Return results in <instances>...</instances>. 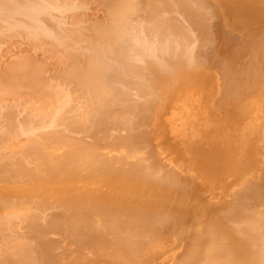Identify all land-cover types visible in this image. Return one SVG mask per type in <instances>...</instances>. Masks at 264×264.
<instances>
[{
  "label": "rangeland",
  "instance_id": "374dc122",
  "mask_svg": "<svg viewBox=\"0 0 264 264\" xmlns=\"http://www.w3.org/2000/svg\"><path fill=\"white\" fill-rule=\"evenodd\" d=\"M59 1V0H58ZM66 3V4H70L71 5V3H72V7H73V4L74 5H76V6H74L73 8H71V9H68L69 11H67V10H64L63 12H59L58 13V11H54V10H52L53 12L52 13H54V16H55V20H53L52 18V20L51 19H49L50 17H47L46 16V18H48V22H47V24L50 26V28L53 30V31H55L56 29V31H55V33L57 34V36L59 37V39H60V43H58V42H56L54 39H52V38H49V37H47L48 35H43V36H38V38L40 37V39H38V38H36V37H28V36H23V32L22 31H24V29L22 30V31H20V29L21 28H17V30H16V28H13L12 29V27L11 28H9V27H6V25H3L4 23L2 22V24L0 25V159H3V157H4V165L6 164L7 165V163H5L6 161H7V159H6V161H5V157L6 158H9V155L10 156H12L13 155V157L17 154L16 152H17V150L18 149H23L24 148V146H25V144H24V142L26 141V139H29V135L30 134H32V133H30V130L28 131V128L30 127V125L31 124H29V126L28 127H26L27 126V124H25V123H23V124H25V125H22V128L20 127L21 126V124H20V126H19V129H22V130H24V129H26V131L24 132L25 133V135H28L27 133H30L28 136H24V133H22V131H19V132H16V131H18V127H17V125H19V123H21L20 121H22V120H24L23 119V117L24 118H26V115H27V117H28V119L30 118V119H33V117H35V119H36V121L39 123V121L41 120V113H43V115L44 116H46L45 117V119L46 118H48V122L50 121V118H51V114L50 113H46L45 112V110H48L49 109V112H57V111H53L52 110V108H54V106L56 107V106H61V107H59L60 108V110L59 109H57V110H59L58 111V113L60 112L61 114L60 115H62L63 116V114H65L66 112L68 113L69 112V110L70 111H72L71 112V114L68 116V114L67 115H65L66 117L68 116V118L69 119H71L70 121L68 120V118H67V120H66V122H71L72 123V125H73V130H74V128H78L79 130H80V128L82 129V130H80L81 132L83 131V133H84V130H85V128H87V126L85 125L86 123H84L85 121H86V118L87 117H89L88 118V120L86 121V122H88L91 118L90 117H92V115H93V117H92V120L94 119L95 120V118H100L99 120H100V123H101V121H103V120H101V117L104 119V114H105V112H102V106H101V109H98V111L96 112L97 114H96V116H94V113L91 111L92 110V108H91V106H92V103H94L95 105H97V104H99V105H101L100 103L102 102L101 101V98L99 99V98H97V99H99L101 102H99L98 103V101H95V100H92V99H94L93 98V96L94 95H96V94H99L100 96L99 97H101V95L102 94H100V93H98V91H101V89H98V84L95 86V84H94V88H96V89H94L93 91H92V93H90V89H89V91H88V89H87V85H86V80H84V79H81L83 82L85 81V85L82 83V85H81V82H77V81H80V79H78L79 77H77V76H79L80 74H84V70H82V69H84L85 68V70L87 71V73H88V71H90L91 73H92V75H94V79H96V81H94V82H98L97 81V79L99 78V81H101L100 83H103L104 81H105V79L107 80V81H105L103 84H105V85H103V84H100V85H102V87H104L105 89H106V91L108 90V88L109 87H114L115 89H118V87H120V89L122 90H124V89H128V88H130L129 89V91L127 92V91H125L127 94H125V95H127V97L130 99L131 97H133L134 96V94L136 93H133V90L134 91H138V93H139V91H141L140 93H142L141 95H139V97H137V98H141L142 99V97L143 96H145L146 97V99H148V100H146L145 101V98L143 99V101H145L144 103H147V106H148V104L150 105V106H146V105H144V103H143V101H142V104H141V106H142V112L141 111H134L133 109H135L134 107H133V109H130V108H128V110L130 109V110H132V112H133V115H134V117H135V119L133 120L132 118H134V117H132V116H128V115H126L127 114V112L128 111H125L126 112V114H125V112H123L122 111V113H123V115L121 114L120 115V113H116V119H115V123H118V121L121 123V133H119L118 132V127H117V129H110V128H112L114 125H111L110 124V128H109V124L107 125V123H109V122H107V123H105V125H107V126H105V127H103V125H102V127H101V129L100 130H103V133H105L106 131H104V129L107 127V132H109V134L107 133V135L105 134V135H103V134H99V133H97V135L99 136V139L98 140H100V141H98V140H96V141H98V144L99 145H101V147H100V149L98 148V149H96V150H94V151H97V152H99L100 154L102 153V152H104V158H102L103 157V154H102V157L101 156H97V155H95L94 157H91L90 156V149H91V146L89 147V149H87L88 151H90V152H88V156H87V154L86 155H84V156H86V158H88V159H82V161H80L81 162V164H83V166L81 167L80 166V168L79 167H77V166H79L80 165V163H76V164H78V165H76V167H77V169H75V171H76V174L73 176V179L71 180V181H73V183H71V184H73V186H71L72 188H73V190L72 191H66L67 193H65V191H59V190H61V189H64V188H67V187H64V188H62V187H59V186H56V190H54V186H55V184L53 185V187L52 188H49L48 186L46 187V186H44L43 187V191H42V187H40L41 188V190H40V188H39V186H36V187H34V184H30L32 181L34 182V183H36L37 181H38V179L40 180V178L42 177V176H38V178L36 177L35 179H34V177H33V179H32V177L30 178V179H28V177H26V179L23 177V178H21V179H19V177L18 176H11L10 175V177H8V179L6 178H4L5 176H7L5 173H3V174H5V176L3 175V177H0L1 179H0V181L2 182H4V180H2V178H4L6 181H5V184H10V186L12 185V183L11 182H13V180L16 182L17 181V179H16V177H18V182L20 183V184H23V182H25V183H28V184H30V185H28V184H26L28 187L25 189V191L23 192V190L24 189H22V188H19V183L17 182V183H14L13 182V184L14 185H12V187H10L11 189L13 188L14 190L12 191L10 188L8 189H5V190H3V189H0V228L2 227V230L0 229V264H130V262H132V261H125V254H124V252H123V250H122V247L123 246H127L128 244H127V242L131 239L134 243H133V245L135 244V242H136V245L138 244V241H139V238L137 239V237H135V238H131V236H133V234H134V236H137V234H139L138 236H140V234H142L141 233V231H140V233H139V230L140 229H138V231H137V229L136 228H138V226L136 225L137 224V222L139 223V221L137 220V221H135L136 220V217L135 216H140L141 214H144L142 211H144V210H147V208L148 207H150V205H151V201H150V199L152 200L153 199V196L152 195H148V194H151V193H149V192H146V191H143V189L144 188H146V190H148L147 188H149L151 185L156 189L157 188V186H156V184H158V186H159V188H160V185H159V182H158V176H161L162 174H164L165 175V172L167 171L166 169V171L164 170V168H168V166L170 167L171 166V171H172V168L173 169H175L176 171H172V174H174V173H176V174H181V176H182V170L180 171V167L178 168V166H179V163H177L176 162V160H175V155H174V152L175 151H172L171 149H172V146L170 147V143H171V145H172V141H171V139L168 141V139L170 138V136H169V134H167L168 132H166V129H165V126H164V121L162 122V117H164V115L162 114V116H161V112L159 111V110H156L155 108H157L158 109V107H156V106H158L157 104H155L156 102L158 103L159 101H160V99L162 98H164V99H167L168 97H170V96H172L173 95V97H170V98H175V100H177L178 101V103L180 104V110L182 111V114L184 113V115H186V116H188V114H190V113H192V115H193V113H196L197 115H201L202 113L203 114H207V116L208 117H210L212 120L213 119H219V120H221V121H224L225 122V124L227 125V127H228V132H227V135L228 136H230L231 135V138H232V135H234V136H239V134L237 133H235L236 131H235V129H241V130H244V126H238V125H236V122L238 121V123H240V124H242V122L244 123V121L246 122V121H248V124L251 126L250 127V129L252 130L251 132L254 134V133H260V131L258 132V128L260 129V126H258V127H256V128H252V127H254V126H257L259 123H261L262 122V120H264V116H263V114H262V112H258L257 113V115L259 114L260 115V119H259V116H255L254 115V113H255V110H253L252 112H253V116L252 115H250V114H247V108L249 109V105L251 106L250 108H259V107H261V106H258V105H263V103H264V101H263V95L262 96H260V93L261 92H263L264 93V70H262V69H264V17H262V20H261V22L259 23V24H257V26H258V29L256 30V31H253V33L255 34V32H256V36L252 33V32H250V30L248 31V28H246V26H244V27H241L240 28V31H229V34H228V31H226V37L227 36H230V34H231V36L229 37V41H228V39L226 38V37H222L223 35H222V33L223 32H221V29H220V25H219V22H218V19L217 18H210V15H212V14H210L209 12H207L208 10L206 9V6H204V5H202V4H200L199 3V5L197 4V6H195L196 7V10L198 11H196L195 10V13L197 12V13H199V15H201L200 16V19H199V15L196 13V14H194V15H191L189 12H186L187 14L189 13V17H188V15H184V16H186V17H188L189 19H190V17H196L198 20H200V21H202L203 22V20H206L207 21V23H206V21H204V24H207V28H208V25L210 26L209 28H210V32L208 33L209 34V36H206L205 38L202 36L203 35V33H204V31H205V29L206 28H204V30H203V33L202 32H200V31H198L199 29H197L196 27H195V25L198 23V21L196 22V18H193L194 19V21L196 22V24L194 25V23H192L193 25H194V27L191 25V27L189 26V22H186L187 20H184V16H182L180 13H176V9H174V11L171 9V11L172 12H174V13H172L171 11H169V12H167V13H165L166 14V18H168L169 19V23H170V27H169V31L171 32V35L173 36L174 34H176V33H174L173 31H172V23L173 22H176V23H178V25H180V26H182V28H183V26L185 27L184 29H186L187 28V30L188 31H186L185 30V32H187L188 33V37H187V39L188 40H186L187 42H189L190 43V41H191V38L192 39H194V37H196L195 35H197V37L198 38H195L194 40H193V45L192 44H189L188 46H190V47H188V48H190V49H192L193 47H194V45H195V47L192 49V51H193V56H194V58H193V60L191 59V60H189V61H187L185 64H183L184 63V61H186V60H183V58L180 56V54H179V56H176V57H173L174 58V60L171 58V62H173L171 65L172 66H174L175 64L177 65V66H179L178 64H181V66H179V67H173L172 69L173 70H171V71H167L166 70V68H165V65L163 66V72H164V74H166L167 76H165L164 77V74L162 73V76L160 75L161 73H156L157 74V76L156 77H153V78H155L156 79V81H155V85H153L155 88H153V86H152V82L154 81V79H149V78H151V74L149 75L148 74V72H150V71H148L149 69H151L152 70V72H153V69L152 68H149V69H142V70H138V72H140V77H141V79L140 80H138V79H135L134 78V80L132 81V79H133V77H132V75L131 76H127V78L128 79H131L130 81H132V82H130V83H132L131 84V86L130 85H128V83H127V85H126V83L124 84V85H122V83H120V81H122L121 80V76L119 77V76H117L118 74H117V72L118 71H114L115 70V68H114V64L112 63V60L111 59H109V61L111 60V63L112 64H110V66L109 67H112L113 69H111L110 70V68H109V70H108V67L106 68V67H103L104 69H106V70H104L102 67V70H94V71H92V68H90V66L92 65H90L88 68L87 67H84V66H87L88 65V63H90V60H88L87 61V64L85 65V63H86V61H85V55L82 53V52H84L85 54H87V53H89V54H87L88 56H89V59H93L91 56L93 55V53H94V51H92V44H93V39H94V37L93 38H91L92 36L91 35H88V34H92V33H94L95 31H96V28H94V32H93V30L91 29L92 28V26H94V25H92V24H89V23H94V21L96 22L97 21V25L99 26V21L102 19V21L104 20V21H106V20H110L109 18H108V16L106 17V15H107V13H109V12H106V11H108L110 8H108L107 7V4H106V6H104L105 4L101 1V0H60L59 2H62V3H64V2ZM188 1H190V3L192 2L191 0H188ZM198 1V0H197ZM197 1H195V0H193V3H192V6H194L195 4H194V2H197ZM71 2V3H70ZM200 2V1H199ZM101 3L103 4V5H101ZM190 3H188V5L190 4ZM202 3H204L203 2V0H202ZM117 4H119L120 5V3H117ZM171 4H172V2H171ZM194 4V5H193ZM236 4V3H235ZM110 5V4H109ZM112 5H115V3L114 4H111V7H115V6H112ZM191 5V4H190ZM201 5L202 6H204L205 7V9H204V7H202L201 8ZM102 6H104V7H102ZM199 6H200V8H199ZM105 7H106V10H105ZM117 7V6H116ZM119 7V6H118ZM175 7V6H174ZM189 8V7H188ZM72 9H73V11H72ZM100 9V10H99ZM112 9V8H111ZM192 9V7H190V10ZM105 10V11H104ZM193 10V9H192ZM201 10V11H200ZM202 10H204V11H202ZM188 11V10H187ZM194 11V10H193ZM202 12V14H203V16H202V14H200V12ZM117 12V11H116ZM116 12H112V15H114ZM128 12V11H127ZM126 12V14H128ZM171 12V13H170ZM209 13L208 15H206V13ZM121 14H119V15H124V13H125V11H122V12H120ZM160 13V12H159ZM162 14L164 13V12H161ZM194 13V12H193ZM157 14V13H156ZM161 14V15H162ZM165 14H163V15H165ZM180 14V15H179ZM71 15V16H70ZM111 14H110V17L112 16ZM116 15V14H115ZM159 15V14H158ZM161 15L159 16V18L161 17ZM172 15V16H171ZM191 15V16H190ZM125 16V15H124ZM198 16V17H197ZM206 16V17H205ZM58 17V18H57ZM98 17V18H97ZM115 17V16H114ZM173 17V18H172ZM202 17V18H201ZM214 17V16H213ZM118 18V17H117ZM117 18H115L116 20H118L119 18H122V17H119L118 19ZM158 18V20H162L163 21V19L161 18V19H159ZM56 19H58V20H56ZM174 21H173V20ZM178 19V20H177ZM183 19V20H182ZM188 19V20H189ZM60 20V23L59 24H57L56 25V21H59ZM64 20V21H63ZM89 20V21H88ZM112 20V23H113V19H111ZM145 20V19H144ZM1 21H4V20H1L0 19V23H1ZM55 21V22H54ZM66 21V22H65ZM79 21V22H78ZM81 21V22H80ZM102 21H100V22H102ZM107 21V22H108ZM119 21H121V20H119ZM142 21V20H141ZM190 21V20H189ZM191 21H192V19H191ZM199 21V22H200ZM69 24H68V23ZM110 22V21H109ZM114 22H116L115 20H114ZM160 22V21H159ZM181 22V23H180ZM6 23H7V25H8V22L6 21ZM5 23V24H6ZM77 23V24H76ZM105 23V22H104ZM121 23H122V21H121ZM124 23V22H123ZM176 23H175V25H176ZM188 23V24H187ZM74 24V25H73ZM76 24V25H75ZM101 25L100 26H104L105 24H103V22L102 23H100ZM110 23H107V25H109ZM147 23H145V25H146ZM199 24V23H198ZM203 24V25H204ZM70 25V26H69ZM92 25V26H91ZM107 25H105L104 27H105V32H107L106 31V29L108 28V27H106ZM115 25V24H114ZM119 25V24H118ZM123 25V24H122ZM121 24L119 25V26H122ZM175 25H173V26H175ZM188 25V26H187ZM201 25V24H200ZM59 28H58V27ZM90 26V27H89ZM97 26V28H99V29H102V28H100V26L98 27ZM102 26V27H103ZM147 26H148V24H147ZM179 26V27H180ZM196 26H198V25H196ZM202 26V25H201ZM200 26V27H201ZM257 26H253V27H255V29H256V27ZM64 28V29H61V28ZM76 27V28H75ZM78 27V28H77ZM84 27V28H83ZM89 27V28H88ZM123 27H124V25H123ZM206 27V26H205ZM233 27V26H232ZM248 27V26H247ZM263 27V28H262ZM68 28V29H67ZM109 28H110V25H109ZM116 28H118L117 26H116ZM125 29H127L126 27H124ZM175 28H177V27H175ZM174 27H173V29H175ZM181 28V29H182ZM193 29V31L191 30V29ZM196 28V29H195ZM209 28H208V31H209ZM246 28V30L248 31H246L245 30V33H243V35L241 34V32L243 31L242 29H245ZM2 29V30H1ZM5 29V30H4ZM50 29V30H51ZM71 29V30H70ZM87 29H89V32H87ZM104 29V28H103ZM102 29V30H103ZM4 30V31H3ZM10 30H12V31H10ZM16 30V32L14 33V31ZM60 30V31H59ZM61 30H62V32H61ZM67 30H70V31H68L67 32ZM85 30H86V32H85ZM176 30V29H175ZM194 30H196L195 31V33H194ZM201 30V29H200ZM223 31H224V29H222ZM242 30V31H241ZM17 31H19V32H17ZM66 31V32H65ZM83 31V32H82ZM182 31V30H181ZM184 31V30H183ZM207 31V32H208ZM262 31V32H261ZM7 32V33H6ZM78 32H80V33H78ZM125 32V33H124ZM128 31H123L122 32V35H126V33H127ZM176 32V31H175ZM225 32V31H224ZM244 32V31H243ZM250 32V33H249ZM17 33L19 34V38H18V35H17ZM100 33H102V32H100ZM99 33V34H100ZM104 33V32H103ZM102 33V34H103ZM183 33V32H182ZM200 33L202 34V35H200ZM220 33V34H219ZM232 33H235L234 35L232 34ZM259 33H261V34H259ZM5 34V35H4ZM61 34V35H60ZM64 36H63V35ZM84 34V35H83ZM97 34V33H96ZM205 34H207V33H204V35ZM224 34V35H225ZM228 34V35H227ZM241 34V35H240ZM17 35V36H16ZM92 35H94L95 36V34H92ZM98 35V34H97ZM107 35H108V33H107ZM128 35V34H127ZM179 35V34H178ZM190 35L192 36V37H190ZM240 35V36H239ZM251 35H252V37H251ZM261 35V36H260ZM11 36V37H10ZM17 37V38H15V37ZM67 36H68V39H67ZM80 36V37H79ZM84 36H87V38L86 37H84ZM174 36H176V35H174ZM173 36V37H174ZM182 36V35H181ZM201 36V37H200ZM232 36H235V37H233V39L231 38ZM243 36V37H242ZM8 37V38H7ZM42 37H45V38H42ZM47 37V38H46ZM97 37V36H96ZM101 37V36H100ZM104 37V36H103ZM108 37H109V35H108ZM126 36H124V39L126 40V38H125ZM173 37H171V39H172V41L176 44V45H178L177 43L178 42H180L182 39H184L185 37H181V38H179L180 36H176L174 39H173ZM189 37H190V39H189ZM200 37V38H199ZM202 37L204 38L203 40H202ZM262 37V38H261ZM12 38V39H11ZM26 38H27V41H26ZM29 38L31 39V40H29ZM62 38V39H61ZM69 38H70V41H69ZM73 38V39H72ZM80 38H83V39H80ZM104 38H106V37H104ZM128 38V37H127ZM213 38V39H212ZM226 38V39H225ZM42 39V40H41ZM50 39H52V40H50ZM67 39V40H66ZM88 39H89V41H88ZM101 39H102V37H101ZM111 39V38H110ZM114 39V38H113ZM123 39V36H122V38H121V40ZM129 39V38H128ZM250 39H252V40H250ZM260 39V40H259ZM24 40V41H23ZM33 40V41H32ZM74 40V41H73ZM90 40H91V42H90ZM105 40H107V39H105ZM112 40V39H111ZM118 40V39H117ZM177 40V41H176ZM190 40V41H189ZM197 40V41H196ZM201 40V41H200ZM225 40H227V41H225ZM234 40H237V42H233ZM263 40V41H262ZM37 41V42H36ZM39 41V42H38ZM46 41V42H45ZM50 41V42H49ZM52 41V42H51ZM55 41V42H54ZM69 41V42H68ZM76 41V42H75ZM86 41V42H85ZM108 41H109V39H108ZM107 41V42H108ZM172 41H171V47L173 46V47H175L176 45L175 44H173L172 43ZM183 42H181L180 44V46H179V48L180 47H183L182 45L184 44V41H185V39L184 40H182ZM211 41V42H210ZM262 41V42H261ZM78 42V43H77ZM83 42V43H82ZM90 42V43H89ZM96 42H98V41H96ZM101 42V41H100ZM107 42H105V43H107ZM120 43H118V45H117V47H119L120 45L122 46H120L119 48H120V50L121 49H123V48H126L127 47V41H125L126 43H124V41H119ZM129 42V41H128ZM196 42V43H195ZM214 42V43H213ZM231 42V43H230ZM255 42V43H254ZM261 42V43H260ZM31 43V44H30ZM55 43V44H54ZM77 43V44H76ZM88 45V46H90L91 48H89L88 46V50H85L86 49V47H82V46H86V44ZM102 43V42H101ZM101 43H99V44H97V45H100ZM103 43H104V40H103ZM109 43V42H108ZM113 42L111 41V44H112ZM117 43V42H116ZM116 43H115V46H116ZM123 43H124V45H123ZM131 43V42H130ZM200 43V44H199ZM250 43H251V46H250ZM253 43V44H252ZM29 44V45H28ZM62 44V45H61ZM75 44V45H74ZM120 44V45H119ZM186 45L188 44V43H185ZM255 44V45H254ZM257 44V45H256ZM260 44H261V46L262 47H260ZM45 45H46V48H45ZM57 45V46H56ZM104 45V44H103ZM103 45H100V47H102ZM109 46H110V44H108ZM126 45V46H125ZM185 45V46H186ZM39 46V47H38ZM43 46V47H42ZM53 46V47H52ZM80 46V47H79ZM95 46H96V43H95ZM106 46V45H105ZM109 46H108V48H109ZM115 46H114V48H113V50L114 49H116L115 48ZM124 46V47H123ZM129 46V45H128ZM35 47H37V48H35ZM68 47V48H67ZM82 47V48H81ZM94 47V46H93ZM99 47V48H100ZM187 47V46H186ZM258 47V48H257ZM41 48V49H40ZM53 48V49H52ZM63 48V51L61 50ZM71 48V49H70ZM77 50H76V49ZM98 48V47H97ZM97 48H95V51L97 52L98 50H97ZM179 48H178V51H180L179 50ZM36 49V50H35ZM45 49V50H44ZM79 49H81V50H79ZM181 49V48H180ZM197 49V50H196ZM221 49V50H220ZM42 50H44V51H42ZM76 50V51H75ZM83 50V51H82ZM93 50H94V48H93ZM110 50V49H109ZM219 50V51H218ZM250 50V51H249ZM252 50V51H251ZM263 50V51H262ZM46 51H48V52H46ZM51 51V52H50ZM81 52V54H79L80 52ZM88 51V52H87ZM106 51H108L107 49H106ZM196 51H197V53H196ZM204 51V52H203ZM62 53L61 54V56H60V54H58V53ZM63 52H64V54H63ZM69 52V53H68ZM196 54H195V53ZM201 52V53H200ZM257 52V53H256ZM50 53V54H49ZM52 53V54H51ZM67 53H68V56H67ZM92 53V54H91ZM107 53V52H106ZM106 53H105V55H106ZM179 53V52H178ZM178 53H177V55H178ZM206 53V54H205ZM218 53V54H217ZM74 54V55H73ZM84 55V57H82L81 55ZM109 53H107V55H108ZM205 54V55H204ZM51 55V56H50ZM63 55V56H62ZM70 55V56H69ZM105 55H104V57H103V59L105 58ZM106 55V56H107ZM199 55H200V57H199ZM50 56V57H49ZM59 58H58V57ZM68 58H67V57ZM94 56V55H93ZM96 56V55H95ZM198 56V57H197ZM206 56V57H205ZM54 57V58H53ZM61 57V58H60ZM91 57V58H90ZM108 58L110 57V55L109 56H107ZM106 57V58H107ZM112 57V56H111ZM179 57V58H178ZM65 58V59H64ZM80 58V59H79ZM196 58V59H195ZM87 59H88V57H87ZM86 59V60H87ZM176 59V60H175ZM203 59V60H202ZM233 59V60H232ZM61 60L63 61V60H65V61H63V62H61ZM67 60V61H66ZM105 60V59H104ZM107 60V59H106ZM105 60V63H109V61L107 62ZM195 60V61H194ZM26 61V62H25ZM31 61V62H30ZM75 63L76 62V66L74 67H72L73 69L72 70H74L75 72H73V71H71V70H69V71H71V72H73V76H74V74L76 73V72H78L79 74H77V76H74V79H71V78H69L71 75H70V72H69V74L68 75H70L69 77H68V75H66V78H67V80H65V78H64V73H65V71L67 70V66H68V68H69V65H72V63L73 62ZM84 61V62H83ZM125 62L127 61V59H125L124 60ZM124 61H123V63L121 62V64H125V65H128V61H127V64L126 63H124ZM130 61H131V59H130ZM129 61V62H130ZM176 63H175V62ZM178 61H180V63H178ZM190 61H193L195 64H193V62H190ZM31 64H30V63ZM91 62H92V60H91ZM132 62H134L133 60H132ZM199 62V63H198ZM201 62V63H200ZM205 62V63H204ZM246 62V63H245ZM19 63L21 64L19 67H18V65H19ZM27 63H29V64H27ZM70 63V64H69ZM77 63H79V64H77ZM80 63H82V64H80ZM136 63V62H135ZM139 62H137L136 64H138ZM161 63H164V60H162L161 61ZM178 63V64H177ZM191 63V64H190ZM262 63V64H261ZM14 64V65H13ZM18 64V65H17ZM67 64V65H66ZM69 64V65H68ZM84 64V65H83ZM183 64V65H182ZM189 64V65H188ZM234 64V65H233ZM26 65V66H25ZM66 65V66H65ZM75 65V64H74ZM77 65H78V68H77V70L78 71H76V67H77ZM81 65H83V66H81ZM125 65H122V67L123 66H125ZM131 65V64H130ZM175 65V66H176ZM186 65V66H185ZM190 65H192L191 67H190ZM249 65V66H248ZM16 66V67H15ZM25 66V67H24ZM28 66V67H27ZM35 66V68H36V66H37V70H39L38 72L39 73H41V77H40V74H38L39 75V77L40 78H38L36 75H35V73H32V72H36V74H37V70L35 69H33V67ZM63 66V67H62ZM93 66V65H92ZM129 66V65H128ZM133 66V65H132ZM131 66V67H132ZM140 66V65H139ZM187 66H189V67H187ZM18 67V68H17ZM29 67H31L30 68V70L31 69H33V70H31L30 72H28L27 70H29ZM65 67V68H64ZM84 67V68H83ZM130 67V68H131ZM142 67V66H141ZM183 68V69H180V68ZM255 67V68H254ZM22 68V69H21ZM55 68V69H54ZM100 68V69H101ZM125 68H126V66H125ZM134 68V67H133ZM258 68V69H257ZM11 69V70H10ZM18 69H19V71H18ZM44 70V72L42 71V70ZM62 69V70H61ZM65 69V70H64ZM129 69V68H128ZM135 69V68H134ZM176 69H177V71H176ZM9 70V71H8ZM17 70V71H16ZM22 70H23V72L24 71H26L27 73H31V76L32 77H30V74H26L25 72H24V74L22 73ZM67 70V71H68ZM104 70V71H103ZM130 70H132V69H130ZM160 70V69H159ZM179 70H180V72H179ZM188 70L190 71V73L188 72ZM10 71H12V72H10ZM62 71H63V73H62ZM66 71V72H67ZM83 71V73H81ZM95 71H97V72H95ZM102 71H103V73H102ZM168 73H167V72ZM183 71V72H182ZM195 71V72H194ZM222 71V72H221ZM256 71H258V72H256ZM11 73V74H8V73ZM94 72H95V74H94ZM109 72H111V73H109ZM179 72V73H178ZM14 73V74H13ZM16 73V74H15ZM17 73H19V74H17ZM100 73H101V75H100ZM107 73V74H106ZM112 73L114 74V75H112ZM191 73H193V74H191ZM21 74H23V76L21 75ZM34 74V75H33ZM143 74H144V76H143ZM170 74V75H169ZM180 74V75H179ZM7 75H8V78H7ZM13 75V76H12ZM25 75V76H24ZM76 75V74H75ZM150 77H149V76ZM263 77H262V76ZM10 76H12V77H10ZM15 76V77H14ZM17 76V77H16ZM28 76L32 79V82L35 80V78H36V81H34V83H32L31 81H29L30 79L28 78ZM33 76H36V77H33ZM72 76V77H73ZM104 76L105 78L103 79L102 77ZM111 76H114L115 78L113 79V77H111ZM119 77L118 78V80H117V77ZM160 77V79H159V77ZM173 76V77H172ZM177 76V77H176ZM187 76H188V79H187ZM249 76V77H248ZM26 77V78H25ZM75 77H77V78H75ZM111 77V78H110ZM132 77V78H131ZM164 77V78H163ZM167 77V78H166ZM175 77V78H174ZM182 79H180V78ZM262 77V78H261ZM10 78V79H9ZM13 78V79H12ZM20 78V79H19ZM28 78V79H27ZM37 78L40 80V81H42L43 83H39V80H38V83L40 84V87H41V91H42V93H41V91L38 89L37 90V87L39 86H36V84H35V82L37 83ZM42 78V79H41ZM44 78V79H43ZM50 78V79H49ZM61 78V79H60ZM64 78V79H63ZM125 78V77H124ZM123 78V79H124ZM145 80H148V81H145ZM163 78V79H162ZM184 78V79H183ZM199 78V79H198ZM8 79V80H7ZM17 79H19V80H17ZM23 79V80H22ZM24 79H26V82H25V80ZM63 79V80H62ZM102 79V80H101ZM112 79V80H111ZM117 81H116V80ZM163 81H162V80ZM180 79V80H179ZM191 79V80H190ZM251 79V80H250ZM69 80V81H68ZM75 80V81H74ZM77 80V81H76ZM109 80V81H108ZM120 80V81H119ZM142 80H144L148 85H146V83L145 82H142ZM164 80H166V81H164ZM172 80V81H171ZM185 80H186V82H185ZM188 80H189V82H188ZM256 80H258L257 82H255ZM10 81V82H9ZM45 81V82H44ZM64 81V82H63ZM71 81V85H70V82ZM103 81V82H102ZM116 82V86L117 85H119L118 87H115L113 84H112V82ZM126 81V80H125ZM128 81V80H127ZM136 81H138L141 85H143V86H140L139 84H138V82H136ZM151 81V82H150ZM161 81V82H160ZM171 81V82H170ZM177 81V82H176ZM263 81V82H262ZM31 82V84H34L33 85V88L35 89V90H37V91H35L33 88H32V85L30 86L29 85V83ZM123 82V81H122ZM163 82V83H162ZM166 84H165V83ZM25 83V84H24ZM26 83H27V85H29V86H27L26 85ZM45 83V84H44ZM47 83V84H46ZM66 83V84H65ZM67 83H68V89L70 88H72L71 90L69 89V91H70V93H68V89H66L67 88ZM76 83H78V84H76ZM107 83H109V85L107 84ZM118 83H120V84H118ZM136 83V84H135ZM160 83V84H159ZM178 83V84H177ZM9 84V85H8ZM19 84V85H18ZM43 84V85H42ZM76 84V85H75ZM80 84V85H79ZM149 84H150V86H151V88H150V86H149ZM154 84V83H153ZM169 84V85H168ZM212 84V85H211ZM253 84V85H252ZM46 85V86H45ZM69 85L71 86V87H69ZM80 87H79V86ZM109 87H108V86ZM113 85V86H112ZM137 85V86H136ZM139 85V86H138ZM157 85V86H156ZM165 85H166V87H165ZM173 85V86H172ZM252 85V86H251ZM255 85V86H254ZM35 86V87H34ZM51 86V87H50ZM64 86H66V87H64ZM73 86V87H72ZM124 87L125 86V88H122V87ZM127 86V87H126ZM147 86V87H146ZM168 86V87H167ZM15 87V88H14ZM39 87V88H40ZM42 87H44V89L42 88ZM75 87H78V88H75ZM101 87V86H100ZM99 87V88H100ZM146 87V88H148L147 90H146V88H145V90H144V88ZM171 87V88H170ZM176 87H179V88H176ZM188 87V88H187ZM257 87V88H256ZM152 89L151 91H150V89ZM158 88V89H157ZM161 88V89H160ZM166 88V89H165ZM16 89V90H15ZM43 89V90H42ZM47 89V90H46ZM81 90L83 93H84V95L82 94V93H80L81 91H79V90ZM86 91H85V90ZM105 89H103V90H105ZM110 89V88H109ZM112 89V88H111ZM110 89V90H111ZM119 89V90H120ZM126 89V90H127ZM138 89H140V90H138ZM159 89H160V92H159ZM163 89V90H162ZM165 89V90H164ZM175 89H177V90H175ZM84 90V91H83ZM92 90V89H91ZM113 90V89H112ZM111 90V91H112ZM157 90V91H156ZM167 90H172V92H174V94H172V92L170 91V94H169V91H167ZM215 90H216V92H215ZM231 90H234L233 92V94L231 95L230 93H232V91ZM255 90V91H254ZM260 90V91H259ZM44 91V92H43ZM73 93H72V92ZM79 91V92H78ZM111 91H108V93L111 95L112 93H111ZM132 91V92H131ZM147 91H148V93H147ZM164 91V94L162 93ZM166 91V92H165ZM57 92H59V93H57ZM61 92V93H60ZM76 92H78V93H76ZM88 94H87V93ZM116 92V91H115ZM129 92L130 93H132V94H129ZM149 92H152L151 94H150V96H149ZM248 92V93H247ZM258 92V93H257ZM38 93V94H37ZM63 93V94H62ZM74 93H76L77 94V96H75L76 94H74ZM108 93H106V94H108ZM114 93V92H113ZM118 93H120V92H118L117 91V94ZM139 93V94H140ZM157 93V94H156ZM253 93V94H252ZM255 93V94H254ZM262 93V94H263ZM36 94V95H35ZM45 94V95H44ZM62 94V95H61ZM74 94V95H73ZM79 94H80V96H79ZM90 94H92V95H90ZM115 94V93H114ZM122 94V93H121ZM172 94V95H171ZM245 94V95H244ZM247 94V95H246ZM249 94V95H248ZM257 94V95H256ZM63 95H65L66 96V98L68 99V97H67V95L71 98V95H72V100H73V98H74V100L72 101L70 98L67 100V103H63V101L65 102V100H63V101H61L62 99H64L63 98ZM130 95H133V96H130ZM143 95V96H142ZM151 95H153L154 97H152ZM167 95V96H166ZM231 95V96H230ZM234 95V96H233ZM32 96V97H31ZM45 96V97H44ZM74 96V97H73ZM82 96V97H81ZM97 96V95H96ZM116 96V95H115ZM119 96V95H118ZM122 96H124V93L122 94ZM130 96V97H129ZM142 96V97H141ZM155 96H158L157 98H159V97H161V98H159L158 99V101L157 100H154L155 101V103H154V101H153V98H155L156 99V97ZM219 96V97H218ZM233 96V97H232ZM242 96H245V97H242ZM247 96V97H246ZM249 96V97H248ZM258 97V100L256 99L257 97ZM40 97V98H39ZM48 99H47V98ZM85 97V98H84ZM98 97V96H97ZM109 97H114V96H109ZM108 97V98H109ZM150 97H152V98H150ZM167 97V98H166ZM201 97H203V98H201ZM218 97V98H217ZM253 97V98H252ZM79 98V99H78ZM82 98V99H81ZM92 98V99H91ZM115 98H118L119 99V97H115ZM134 98H135V96H134ZM137 98H135L136 100H137ZM215 98V99H214ZM229 98V99H228ZM233 98V99H232ZM234 98L236 99V100H234ZM259 98H260V100H259ZM40 99V100H39ZM47 99V100H46ZM53 100V102H52V100ZM95 99H96V97H95ZM111 99V98H110ZM121 100H124L123 102H124V104L126 105L127 103H128V101L129 100H126V97L124 96V99H123V97L122 98H120ZM132 99V98H131ZM140 99V100H141ZM161 99V100H162ZM164 99H163V101H164ZM169 99V98H168ZM218 99H220L221 100V102H219V105H215L214 106V103H216L215 101H217ZM222 99H224V101L222 100ZM227 99H228V101H227ZM244 99V100H243ZM44 100V101H43ZM48 100H50V101H48ZM69 100L71 101V102H69ZM85 100H87V101H90V102H88V103H86L87 101H85ZM94 101V102H92V101ZM112 100V102H113V100H114V98H112L111 99ZM120 100V101H121ZM135 100V101H136ZM139 100V102H141ZM201 100L203 101L202 103H201ZM213 100H215V101H213ZM219 100V101H220ZM225 100H226V102H225ZM263 101V103H262V101ZM60 102L58 105L56 104V102ZM126 101H127V103H126ZM133 101H134V99H133ZM151 101V102H150ZM244 101V102H243ZM40 102V103H39ZM69 102V103H68ZM129 102H132L131 100L129 101ZM137 102V101H136ZM136 102H134V103H136ZM228 102H231V103H228ZM54 103L56 104V105H54ZM62 103V104H61ZM104 102H102V104H103ZM133 103V102H132ZM206 103V104H205ZM217 103H218V101H217ZM223 103V104H222ZM69 104V105H68ZM87 104H89V106L87 105ZM117 104H118V101H117ZM222 104V105H221ZM32 105V106H31ZM151 105H153V107H151ZM201 105V106H200ZM208 105H209V107H210V109L208 110ZM224 105V106H223ZM50 106H52V108L50 107ZM118 106H119V104H118ZM118 106H116V100L114 101V103H113V107H114V110L116 109V110H118ZM121 106H122V103H121ZM124 106V105H123ZM127 106V105H126ZM218 106H221V110H220V108L218 107ZM49 107V108H48ZM88 107V108H87ZM104 107V106H103ZM125 107V106H124ZM128 107H129V105H128ZM130 107H132V105L130 106ZM145 107H147V109L149 108V107H151V110H153V112L150 110V108L148 109V111H146L147 109L145 108ZM218 107V108H217ZM224 107H225V109H224ZM236 107V108H235ZM37 108V109H36ZM56 108H58V107H56ZM87 108V109H86ZM90 108V109H89ZM123 108V107H122ZM153 108V109H152ZM231 108V109H230ZM241 108V109H240ZM256 108V109H257ZM262 108V107H261ZM39 109L41 110V111H39ZM55 109V108H54ZM86 109V110H85ZM126 108H124L123 110H125ZM33 110V111H32ZM85 110V111H84ZM88 110H89V112L91 113V115H90V113H88L90 116H88V114H83V111L84 112H88ZM100 110V111H99ZM129 110V111H130ZM225 110V111H224ZM44 111V112H43ZM149 111H151V112H149ZM156 111V112H155ZM158 111L160 112V113H158ZM249 111V110H248ZM258 111H260V110H258ZM10 112H12V114L10 113ZM39 112H40V114H39ZM81 112H82V114H81ZM131 112V111H130ZM129 112V113H130ZM136 112V113H135ZM140 112H141V114L143 115H145L147 118H148V120H145V123H147V124H145L144 125V123H143V125H142V121H141V119H139L138 120V118H141L142 116H141V114H140ZM149 112V113H148ZM11 115H10V114ZM100 113V114H99ZM151 113V115H149ZM17 114V115H16ZM34 114V115H33ZM41 117H38V115ZM106 114H107V112H106ZM109 114V113H108ZM130 114H132V113H130ZM158 114V115H157ZM210 114V115H209ZM32 115V117H30ZM54 115V114H53ZM83 115V116H86V117H83L85 120H84V122H82V120H83V118H81V116ZM100 115V116H99ZM102 115V116H101ZM120 115V116H119ZM137 115V116H136ZM138 115H140L139 117H138ZM158 117H157V116ZM10 116H12L11 118H9ZM36 116L38 117V118H36ZM43 116V117H44ZM61 116V117H62ZM79 116V117H78ZM125 116V117H124ZM152 117V119H151V117ZM16 117V118H15ZM64 117V116H63ZM117 117H119V118H117ZM138 117V118H137ZM144 117V116H143ZM146 117H145V119H146ZM149 117H150V120H149ZM161 119H160V118ZM231 117V118H230ZM253 117V118H252ZM258 117V118H257ZM18 118H20V119H18ZM40 118V120H38ZM65 118V117H64ZM79 118H81V120L79 119ZM120 118H122V119H120ZM124 118V119H123ZM137 118V119H136ZM251 118H252V121H251ZM256 118V119H255ZM11 119V120H10ZM17 119V120H16ZM22 119V120H21ZM43 119V118H42ZM44 119V120H45ZM75 121H74V120ZM126 119H128V120H126ZM131 119V120H130ZM144 119V118H143ZM158 119V120H157ZM259 119V120H258ZM63 120H65V119H62V121ZM80 120V121H79ZM92 120H90L89 122H91ZM93 120V121H94ZM97 120V119H96ZM99 120H98V122H96V121H94L93 123L91 122V123H88V124H91V126H93L92 124H94V123H96V124H98L99 123ZM138 120V122H136ZM235 120H236V122H235ZM5 121V123H3ZM10 121V122H9ZM25 122L27 121V119L26 120H24ZM23 121V122H24ZM42 121V120H41ZM123 121L125 122L124 124H122L123 123ZM129 121V123L131 124V122L130 121H132L133 123H134V121L137 123V125H139L140 123H141V125H139V128H141L142 129V131H141V133H147L146 135L144 134V136L142 135V134H140L139 133V131L138 132H136L137 134H136V136H138L137 137V140H135V142L136 141H139L138 143V145L141 147L142 146V148H140L139 150H136V152L135 151H133L134 149H132V151L133 152H130V153H128L127 154V152L128 151H131V148H132V146H130L131 148H128V150H127V152H126V150H124V148L128 145L127 143L129 142V137H128V135L129 134H132V133H134L135 134V130L136 129H138V126L136 125V127H134L133 128V130L131 131L130 129H128L129 130V132H131V133H128L126 130H122V128L124 127L125 129H126V126H127V124L128 123H126V122H128ZM231 121V122H230ZM254 121V122H253ZM8 122V123H7ZM29 122H31V120L29 121ZM29 122H26V123H29ZM32 122L33 123H36L35 122V120L33 121L32 120ZM43 122V121H42ZM42 122H40V123H42ZM45 122V121H44ZM61 122V121H60ZM75 124H77V125H74V123ZM229 122V123H228ZM250 122H252V123H250ZM33 123H32V125H33ZM37 123V125L36 126H38L39 124ZM84 123V124H83ZM120 123H118V125L120 124ZM150 123V124H149ZM13 124H14V126H13ZM45 125H49L48 123L46 124V123H44ZM43 124V125H44ZM103 124V123H102ZM159 124V125H158ZM8 125V126H7ZM31 125V126H32ZM50 125H51V123H50ZM60 126H62L61 124H59ZM100 124H98V126H99ZM232 125H235V126H232ZM5 126V127H4ZM11 126V127H10ZM36 126H35V124L33 125V128L31 127L30 129H32V131L35 129L36 131H34V133L36 132V134H37V132H40V133H42V130L44 131V133H45V135L44 136H47V135H49V134H52V131L54 130V128H56L55 126H54V128L53 127H51V130H52V128H53V130L51 131L50 130V128L49 127H46V128H42L43 126L42 125H40V127L39 128H41V129H37L36 128ZM59 126V127H60ZM75 126V127H74ZM78 126V127H77ZM83 126V127H82ZM95 127L97 126V125H94ZM97 126V127H98ZM101 126V125H100ZM128 126H129V124H128ZM160 126V127H159ZM17 127V128H16ZM35 127V128H34ZM45 127V126H44ZM65 127H66V129H65ZM89 127V126H88ZM115 127V126H114ZM113 127V128H114ZM158 127V128H157ZM48 128V129H47ZM62 128V129H61ZM69 128L72 130V126L71 127H68V126H63V127H60V129L61 130H63V136L66 138L65 140H67V143H70V141H71V143H73V144H71V146L72 145H74L75 147H76V144L79 146V145H81V144H83V146L85 147V144L87 145L86 147H88L89 145H88V143H90V145L92 144V146H93V143L95 142V143H97L96 141H95V139L96 138H93L94 137V133H96V131L94 132V133H92L93 132V130H90L89 128H87L86 130H87V132H91L92 133V137H90V136H85L84 134H86L87 135V132H86V130H85V132L86 133H84V134H81V135H79V133H81V132H79V130H78V132L75 130V132H77L76 134H75V132L74 133H72L71 132V130H69ZM109 128V129H108ZM120 128V127H119ZM129 128H131V126H129ZM161 128H164L165 129V132H163L162 133V131L164 130H162L161 132L158 130V129H161ZM169 128V127H168ZM263 129H264V126L262 127ZM59 129V128H58ZM98 129V130H99ZM51 132H50V131ZM61 130H60V132H61ZM89 130V131H88ZM96 130V129H95ZM97 130V132H100V131H98ZM106 130V129H105ZM110 130V131H109ZM140 130V129H139ZM143 130H145L144 132H143ZM147 130V131H146ZM155 130V131H154ZM157 130V131H156ZM168 130V129H167ZM246 130H248V129H246ZM7 131V132H6ZM49 132V134H47L46 132ZM151 131H154V132H151ZM232 131H234V133H232ZM261 132H263V130L261 131ZM2 133V134H1ZM18 133V134H17ZM20 133H21V135H20ZM33 133V134H34ZM44 133H42V134H44ZM58 134L57 135H62L61 133H59V131L57 132ZM102 133V132H101ZM127 133V134H126ZM4 134V135H3ZM7 134V135H6ZM22 134H23V136H22ZM34 135V136H36L37 137V139H39L38 138V135ZM39 134V133H38ZM42 134L40 135L41 137H43L44 138V136H42ZM47 134V135H46ZM114 134H116V135H114ZM120 134H122V137L124 136H126V137H128L127 139H128V142L126 143V145L125 144H123V145H125V147L122 145V143H120L121 144V146H120V144H118V143H116L115 142V139L120 135ZM167 134V135H166ZM83 135V136H82ZM118 135V136H117ZM133 135V134H132ZM131 135V136H132ZM149 135H152L153 136V138H152V136H149ZM261 133H260V137H261ZM31 136V135H30ZM33 136V135H32ZM31 136V138L30 139H34L35 140V137L33 138ZM58 137H60V136H58ZM82 137V138H81ZM104 137H105V139H104ZM125 137V138H126ZM133 137V136H132ZM131 137V138H132ZM149 137V138H148ZM166 138V140H165V138ZM168 137V138H167ZM26 138V139H25ZM43 138L41 139V140H43ZM104 140H103V139ZM134 138H136L135 137V135H134V137L132 138V139H134ZM142 139V138H144L145 140H144V142L142 143V141L141 140H139V139ZM237 138V140H238V138L239 137H236ZM120 139V137L118 138V140ZM123 139V138H122ZM126 139V140H127ZM149 139V140H148ZM40 139L39 140H37V141H41ZM60 140V139H59ZM101 140H103V141H101ZM118 140H116L117 142H118ZM126 140H123V141H126ZM162 140H164V141H167V142H165L164 143V141H162ZM36 141V140H35ZM61 141H62V139H61ZM69 141V142H68ZM120 141H121V139H120ZM140 141H141V143L143 144H141L140 143ZM148 141L150 142V144L152 143V145H150V144H148ZM28 141H26V144H28L27 143ZM63 142H65V141H63ZM63 142H57L58 144L59 143H63ZM131 142H132V140H131ZM135 142H133L135 145H137ZM259 142V141H258ZM66 143V142H65ZM80 143V144H79ZM103 143H105V144H103ZM112 144V146H113V148L111 147V148H109L108 149V147H109V144ZM116 143V144H115ZM124 143V142H123ZM133 143H131L132 145H133ZM23 144H24V146H23ZM64 144V143H63ZM63 144H59V146L61 145V147L62 146H64ZM130 144V145H131ZM136 146L135 148H137L138 149V147L139 146ZM23 146V148H21V147ZM66 146H68V144H66ZM95 146H96V144H95ZM103 146V147H102ZM129 146V145H128ZM18 147H20V148H18ZM26 147V146H25ZM60 147V148H61ZM74 147V148H75ZM82 147V146H81ZM83 147V148H84ZM105 147H106V149H105ZM124 147V148H123ZM144 147V148H143ZM169 147H170V151H169ZM15 148H18L16 151H14V149ZM52 148V147H51ZM56 148L58 149V145H56ZM64 148V147H63ZM66 148H68V147H65V149ZM77 148V147H76ZM83 148H82V150H83ZM127 148V147H126ZM125 148V149H126ZM10 149V150H9ZM26 149V148H25ZM25 149H23V151L21 152V154H20V152H18L19 154H17L18 155V158H16L17 156H15V158H16V161H17V159L18 160H20L21 158H23V159H29L31 156L33 157V153L31 154V153H29V155H31V156H28L29 158H24V157H26L28 154V152L30 151L29 149L28 150H25ZM56 149V150H57ZM72 149V147H69V150H71ZM77 149H79V148H77ZM85 149V148H84ZM95 149V148H94ZM108 149V150H107ZM25 150V151H24ZM60 150V149H59ZM64 150V149H63ZM62 150V151H63ZM124 150V151H123ZM156 150V151H155ZM28 151V152H27ZM54 151H55V148H54ZM61 151V153H63ZM76 151V150H75ZM74 151V152H75ZM80 151V150H79ZM86 151V150H85ZM124 152V157H125V159H122V165H121V163H119V162H117L118 160V158L119 159H121V156H119L118 158H116V156L117 155H120L119 153H123ZM2 152V153H1ZM11 152H14V153H11ZM27 152V153H26ZM59 152V151H58ZM69 152V151H68ZM72 152V155L73 154H75L73 151H71ZM82 152H84V150L82 151ZM125 152H126V154H125ZM16 153V154H15ZM22 153H26V154H22ZM65 153H67V149H66V152H64L63 154H65ZM78 153H80V152H78ZM85 153V152H84ZM148 153H150V155H151V159H149V157H148V159L149 160H147L146 159V161H145V163L143 164V162H144V160L143 159H145V158H147V157H144V156H148ZM54 154H56V152H54ZM58 155H60V153H57ZM94 154V153H93ZM99 154V155H100ZM105 154H106V156H105ZM137 156H136V155ZM157 154V155H156ZM25 155V156H24ZM76 155V154H75ZM80 155H83V153H81ZM80 155H78L77 154V157H73V159L74 158H77V161H79V159H78V157H80ZM92 155V154H91ZM111 156H113V157H111ZM131 156V157H130ZM134 156V157H133ZM135 156L136 157H138V158H135ZM144 158H143V157ZM155 156H157V157H160V159H161V161H162V163H164V164H166L167 165V167H164V166H166V165H163V164H161V161H160V159L159 158H157V159H159V161H160V165L157 163V165H156V163H152V161L154 162H159V161H156V159L154 158ZM12 157V158H13ZM31 157V158H32ZM92 158V159H90V158ZM98 157H100L101 158V164H99L98 162L100 161L99 159L100 158H98ZM109 157H110V159H109ZM123 157V156H122ZM174 157V158H173ZM11 158V157H10ZM12 158L10 159V160H12ZM14 158V159H15ZM98 158V159H97ZM172 158V159H171ZM94 159V160H93ZM134 159H138L136 162H138L139 163V165L136 163L135 165H136V168L134 169V167H135V165H134V163H135V160ZM7 161L8 163L9 162H11V161ZM76 160V159H75ZM88 160V161H87ZM97 160H99L98 162H97ZM123 160H124V162H123ZM127 160V161H126ZM171 160H173V161H171ZM15 161V160H14ZM14 161H12L13 163H14ZM15 161V163L14 164H16L17 162ZM77 161H73V163H74V165H75V162H77ZM116 161V162H115ZM120 161V160H119ZM263 161H264V159H263V153H261L260 152V150H259V152H257V154L256 155H254V158H253V163H252V170H253V176L252 177H250V178H247V179H244V180H246L247 182H245V184H253V183H255L256 181H258L260 178H261V174H262V172L264 171V167H263ZM3 162V161H2ZM2 162L0 161V164L2 165ZM11 162V163H12ZM87 162V163H86ZM90 162H92V163H90ZM103 162V163H102ZM121 162V161H120ZM126 162V163H125ZM132 162V165H133V168H132V166H131V168L130 167H128V165L130 166L131 164H129V163H131ZM146 162H147V164L148 163H152L153 165H151L152 167H154V168H152L151 166H150V164H146ZM174 162V163H173ZM12 163V164H13ZM84 163L85 164H87V167H89L88 166V164L90 165V167L92 168V170H91V168H88L89 169V171L91 172V175H90V173H89V171H88V169H86V171L88 172H86L85 171V169L83 168L84 166H86V165H84ZM97 163H98V165H97ZM116 163L118 164V165H116ZM10 165V163H9V168L11 169V167L12 168H14L15 167V165ZM102 164H105V165H103L104 166V168H103V166H102ZM119 164L121 165V166H119ZM124 164V165H123ZM142 164H143V166H142ZM146 164V165H145ZM4 166V167H7V170H8V166ZM30 165V164H29ZM33 165V164H32ZM32 165H30V166H32ZM125 165H127L126 167L127 168H125ZM144 165H145V167H149V168H152V170H150V172L148 171V174H147V170L149 169L148 167V169L147 168H145L144 167ZM161 165H163V169L161 168L162 166ZM226 165H228V167H232L233 168V164L232 163H228V164H226ZM11 166V167H10ZM99 166V167H98ZM119 166V167H118ZM124 168H123V167ZM159 166V168H160V170H162V172L157 168L156 170L157 171H159L158 173H156V175H155V172H157L156 170H155V167H158ZM161 166V167H160ZM248 166H249V162H248ZM2 168H3V165L1 166ZM1 167H0V169H1ZM87 167H85V168H87ZM97 167V168H96ZM102 167V168H101ZM107 167H108V170H107ZM116 167V168H115ZM117 167H118V169H117ZM140 168V169H142V171H140V169L138 170L137 168ZM177 167V168H176ZM98 168L100 169L101 168V170H99L98 171ZM103 169H106V170H103ZM121 169V170H120ZM137 170V171H139L140 173L139 174H141L139 177V182H138V180H136L138 177V175L136 174L137 173V171H133V170ZM170 169V168H169ZM169 169H168V171H167V173H166V175L169 173V172H171V171H169ZM3 170H6V168L5 169H3ZM95 170H96V172H95ZM118 170V171H117ZM124 172H123V171ZM127 170V171H126ZM155 170V171H154ZM163 170H164V172H163ZM94 171V172H93ZM98 171V172H97ZM103 171H104V175L105 176H102L103 175ZM120 171V172H119ZM130 171V172H129ZM131 171H133V172H135V175L133 174V175H130L131 176V178H129L130 176H129V173L130 174H132L131 173ZM152 171H154V172H152ZM108 172V173H107ZM127 172H129L128 174H126ZM161 172V173H160ZM174 172V173H173ZM179 172V173H178ZM102 174V175H99V174ZM109 173H111V175L109 174ZM119 173V174H118ZM122 173H124L125 174V176L123 175L122 176ZM152 175H151V174ZM159 173H160V175H159ZM2 174V173H1ZM0 174V175H1ZM109 174V175H108ZM143 174V175H142ZM146 174H147V178H148V181H147V178H146ZM171 173H169V176L171 177V175H172ZM176 174H174V175H172V177L170 178L168 175V177H166V176H162L161 178H159V180L161 179L162 180V178L164 177L165 179H166V181L167 180H169L170 181V179H172L171 180V182L173 183V182H176L177 180L175 179V181H173V179L174 178H176ZM90 175V176H89ZM127 175V176H126ZM148 175H149V177H148ZM156 176V178H153V180L151 179L152 177H155ZM37 176V175H36ZM89 176V177H88ZM95 176V177H94ZM101 178H103V179H98L99 177ZM106 176H108V177H106ZM110 176H112L110 179H108ZM180 176V177H181ZM183 176H184V174H183ZM182 176V177H183ZM12 177H14V178H12ZM40 177V178H39ZM96 179H94V178ZM105 177V178H104ZM134 177V178H133ZM142 177H144V178H142ZM9 178H10V180H9ZM82 180H81V179ZM114 178V179H113ZM145 178H146V180H145ZM163 178V179H164ZM177 178H178V176H177ZM12 179V180H11ZM27 179H28V182H27ZM36 179H37V181H36ZM94 179V180H93ZM106 179V180H105ZM113 179V180H112ZM122 179V180H121ZM125 179V180H124ZM127 179V180H126ZM133 182V183H131V181ZM164 179V180H165ZM181 179H184V178H181ZM181 179H179V180H181ZM11 181V182H9L8 183V181ZM43 180V179H42ZM110 180V182H109V184H107L108 183V181ZM112 180V181H111ZM114 180H117V181H114ZM120 180H121V183H120ZM156 180V181H155ZM48 181H50V182H53V183H56L54 180H52V179H50V180H48ZM100 181V182H99ZM130 181V182H129ZM135 181H136V184H135ZM169 181H167V182H169ZM7 182V183H6ZM38 182H41V181H38ZM37 182V183H38ZM93 182V183H92ZM106 182V183H105ZM111 182H113V183H111ZM129 182V183H128ZM141 182H143V183H141ZM162 182V181H161ZM160 182V184H161V186L162 185H164L163 183H166L167 185H171L172 183H167V182H162L161 183ZM178 182V181H177ZM182 182H184V181H182ZM182 182H180V184H182ZM120 183V184H119ZM139 183H141L140 185H139ZM4 184V185H5ZM115 184V185H114ZM118 184V185H117ZM131 184H132V186H133V188H132V186H131ZM186 184H187V182H186ZM185 184V185H186ZM261 184L263 185L264 183H262L261 182ZM7 185V186H8ZM16 185V187H14ZM18 185V186H17ZM81 185V186H80ZM97 185V186H96ZM129 185V186H128ZM138 187V188H135L136 186ZM139 185V186H138ZM144 185H145V187H144ZM146 185L147 186H149V187H146ZM167 185H165V186H163V188L161 187L160 188V190L161 189H163V191H164V189L166 188V186ZM184 184H182V186H183ZM184 185V186H185ZM2 186V185H1ZM31 186H33V187H31ZM116 186V188H114ZM135 186V187H134ZM180 186V185H179ZM181 186V187H182ZM182 187V188H184V189H186V187L187 188H190V186H193L192 185V183H191V185L189 184V187L186 185L185 187ZM248 186V187H247ZM245 185V189H238V190H240L239 192H241L242 190V192H244V193H246V187H247V192H248V188L250 189L251 188V190H252V185H251V187L249 186V185ZM78 187V188H77ZM122 187V188H121ZM129 187H131L130 189H133V190H130L129 189ZM141 187V188H140ZM18 188H19V190H18ZM38 188V190H35V189H37ZM46 188H49V190H47ZM96 188V189H95ZM118 188H119V190H118ZM134 188H135V190H134ZM140 188V189H139ZM193 190H194V188L193 187H191ZM190 188V189H191ZM29 189V190H28ZM33 189V190H32ZM52 189V190H51ZM59 189V190H58ZM112 189V190H111ZM140 191H139V190ZM190 189H189V192H190ZM196 189H199L198 187L197 188H195V191H197ZM6 190H8L9 192H7ZM11 190V191H10ZM31 190L33 191V192H31ZM44 190H46L45 192H44ZM114 190V191H113ZM138 190V191H137ZM145 190V189H144ZM188 190V189H187ZM200 190V189H199ZM237 190V191H238ZM245 190V191H244ZM17 193H16V192ZM30 191V192H29ZM48 191H49V194H50V197H49V195H48ZM110 191V192H109ZM132 192V193H130V192ZM136 191V192H135ZM162 191V190H161ZM235 191V190H234ZM13 192H14V194H13ZM42 192H43V194H42ZM50 192H54V195H53V193H50ZM63 192V194H66L65 196L67 197V198H65V197H63L62 196V194L60 195L59 193H62ZM73 192V193H72ZM101 192V193H100ZM138 192V193H137ZM142 192V193H141ZM145 192L147 193V195H148V197L146 196V194H145ZM191 192H192V190H191ZM190 192V193H191ZM242 192H241V195H242ZM250 192H252V191H250ZM259 192H260V190H259ZM261 192H262V190H261ZM260 192V193H261ZM12 193V194H11ZM19 193V194H18ZM24 193H27V195L26 194H24ZM28 193H29V195H28ZM47 193V194H46ZM84 193V194H83ZM99 193V194H98ZM107 193H109L108 194V196H107ZM113 193V195H115V196H113V195H111V194ZM140 193V195L139 196H143V195H145V196H143L142 198L144 199L143 201L145 202V204H143L144 202H142V198H141V200H139L140 198H139V196H138V194ZM197 193H198V195L200 194V192H198L197 191ZM197 193L195 192L194 193V195L196 194L197 195ZM244 193H243V195H244ZM22 194V195H21ZM44 194H45V196H44ZM102 194H103V196H102ZM117 194V195H116ZM129 194V195H128ZM133 194H135V195H133ZM142 194V195H141ZM193 194V193H192ZM26 197H24V196ZM31 195H33V196H31ZM41 195V196H40ZM48 195V196H47ZM60 195V196H59ZM69 195V196H68ZM120 195V196H119ZM133 195V196H132ZM136 195H137V197H136ZM193 195V196H194ZM197 195V196H198ZM20 196H22V197H20ZM31 196V197H30ZM35 196V197H34ZM39 196L40 197H42V198H39ZM53 196V197H52ZM57 196V197H56ZM62 196V197H61ZM107 196V197H106ZM115 197V198H113V197ZM131 196L132 198H129V197ZM152 196V197H151ZM245 196V195H244ZM14 197V198H13ZM17 197H19L18 198V201H17ZM29 197V198H28ZM34 197V198H33ZM38 197V198H37ZM44 197V198H43ZM61 197V198H60ZM70 197V198H69ZM108 197H109V199H108ZM112 197V198H111ZM119 197V198H118ZM127 197V198H126ZM151 197V198H150ZM249 196H245L244 198L241 196V200L244 202V200H246V201H248V199H246V198H248ZM31 198V199H30ZM51 198V199H50ZM53 198V199H52ZM58 200H57V199ZM62 198H63V200H62ZM99 198H100V200H99ZM104 198L106 199V201L108 202V203H110V204H106V201L104 200ZM136 198V199H135ZM138 198V199H137ZM150 198V199H149ZM243 198V199H242ZM252 197H249V204H252V199H251ZM261 198H263L264 199V197H261ZM261 198H259V199H261ZM21 199H23L22 200V202L20 201ZM46 199H48L47 201H46ZM66 199L68 200V199H70V201L71 202H73V203H71L69 200H68V204L70 203V206H68V204H66ZM72 199V200H71ZM84 199H85V201H84ZM113 199V200H112ZM119 199H121V200H119ZM130 200L131 199V201H127V200ZM147 199H148V202L150 203H148V202H146L147 201ZM238 200L237 201H239L240 202V199L239 198H237ZM251 199V200H250ZM256 199V198H255ZM259 199H256L258 202L256 203V204H252L253 206H251L250 205V209H256V211L258 210L259 211V213H258V211H257V214H259L260 216H261V218L262 217H264V215L262 216V214L260 213V211L261 212H263L264 213V204H262V202H263V199H262V201L261 200H259ZM8 200H9V202H11V205H10V203L8 202ZM25 200V201H24ZM38 200V201H37ZM42 200V201H41ZM44 200V201H43ZM50 200V201H49ZM53 200V201H52ZM92 200H93V203H92ZM98 200V201H97ZM102 200V201H101ZM110 200H111V202H110ZM115 200V201H114ZM122 200H124L123 202H125V203H121V201ZM137 200H139V201H137ZM146 200V201H145ZM254 200V199H253ZM255 200V201H256ZM23 201H24V205H23ZM34 201H36L35 202V204H34ZM77 202V203H75L74 204V202ZM104 201V202H103ZM114 201V202H113ZM235 201H236V199H235ZM235 201L233 202V205H236L235 204ZM242 201L240 202V204L242 203ZM245 201V203H247ZM260 201V202H259ZM16 202H17V204H16ZM21 202V203H20ZM28 204V206H26L25 207V205H26V203ZM46 202H47V204H46ZM62 202V203H61ZM79 202L81 203V204H79ZM84 202V203H83ZM90 202H91V204H90ZM100 202H102V203H100ZM113 202V203H112ZM116 202V203H115ZM119 202V203H118ZM131 202V203H130ZM135 202V203H134ZM239 202H238V205H240L239 204ZM41 203H43V204H41ZM55 203V204H54ZM146 203H148L147 205H146ZM244 203V204H245ZM259 203V204H258ZM264 203V202H263ZM42 205V207H40V205ZM46 204V205H45ZM48 204H50V205H48ZM66 204V205H65ZM81 206V207H79V205ZM89 204V205H88ZM114 204V205H113ZM117 204H120V206L119 205H117ZM126 206H124V205ZM127 204V205H126ZM229 204H231V203H229ZM243 204V205H244ZM11 206V208H9L10 206ZM13 205V206H12ZM19 205V206H18ZM36 205V206H35ZM43 205H45L46 207H44ZM57 205V206H56ZM65 205V206H64ZM93 207H92V206ZM102 205H104V206H101ZM107 205V206H106ZM121 205H123V206H121ZM142 205H144L143 207H142ZM247 205H248V203H247ZM246 204H245V206H247ZM3 206V207H2ZM18 206V207H17ZM30 206V207H29ZM35 206V207H34ZM66 206H68L69 208H66ZM74 206V207H73ZM77 206V207H76ZM89 206V207H88ZM106 206V207H105ZM146 206V207H145ZM148 206V207H147ZM231 206H232V204H231ZM244 206V207H245ZM249 206V205H248ZM17 207V208H16ZM22 208V210H21V208ZM23 207H25V208H23ZM27 207H29V208H27ZM39 207H40V209H39ZM99 207V208H98ZM117 207H119V208H117ZM120 207H121V209H120ZM124 207H125V209H124ZM127 207H129V208H127ZM131 207V208H130ZM236 207V206H235ZM241 207V206H240ZM243 206H242V208H244ZM252 207V208H251ZM255 207V208H254ZM31 208H38V209H31ZM64 208H66V209H64ZM71 208H74L77 212H74V215L75 216H77V217H75V216H72L73 214L71 213V214H69L70 213V210H71ZM77 208H79V209H77ZM116 208V211L114 210ZM142 208V209H141ZM144 208V209H143ZM238 208V207H237ZM246 208V207H245ZM248 207H247V210L249 209ZM15 210L16 211V209H17V211H19V212H17V213H15L14 214V217H16V215H17V217L18 218H20V217H22V216H26V218H28V216H29V218H31L32 217V214L33 213H31V214H29V212H26V211H28V209L29 210H33L32 212H34V211H36V212H34V216L31 218V219H29L28 218V220H27V222H26V220L25 219H23V218H20L21 220H19V219H16V218H13V214L12 213H14L13 211H11V210ZM23 209H25L24 211H23ZM70 209V210H69ZM81 209V210H80ZM111 209V212L109 211H107V210H110ZM132 209L135 211H132ZM239 209V208H238ZM66 210V211H65ZM79 210V211H78ZM87 210V211H86ZM97 210V211H96ZM98 210H100V211H98ZM105 210V211H104ZM113 210H114V213H113ZM120 212H119V211ZM126 210V211H125ZM240 210V209H239ZM89 211H92V212H89ZM102 211V212H101ZM105 213H104V212ZM123 211H125V216L127 217L126 219H125V216H124V218H123V215L122 214H124V212ZM128 211H129V214L130 215H128ZM148 211V210H147ZM230 212H231V210H229ZM233 211V210H232ZM252 210H250V212H251ZM8 212V213H7ZM9 212L11 213V214H9ZM69 212V213H68ZM80 212V213H79ZM81 212H82V215H80L81 214ZM87 212V213H86ZM88 212L89 213H92L93 214V219H91L90 218V215L88 214ZM100 212V213H99ZM132 212L134 213L133 215H132ZM243 212V209H241L240 210V212H238L237 214L241 217H243L242 219L244 220H242V219H239L240 220V223H245V221L248 219V218H245V217H247V216H243V215H241V214H243V213H245V209H244V212ZM249 212V211H248ZM4 213V214H3ZM6 213V214H5ZM21 213V214H20ZM25 213H27V215L25 214ZM78 213V214H77ZM96 213H99L98 215L96 214ZM104 213V214H103ZM109 214V216H108V214ZM117 213V214H116ZM122 213V214H121ZM127 213V214H126ZM252 213H255V211H253ZM7 214H9V215H11V217H12V221L10 220V217L8 218V215ZM20 216H19V215ZM35 214L36 215H38L39 216V218L36 216L35 217ZM64 214V215H63ZM86 214H87V216H88V218H87V216H86ZM91 214V215H92ZM96 214V215H95ZM100 214H102L103 216H104V218L103 217H101L102 215H100ZM115 214V215H114ZM136 214H138V215H136ZM229 214V213H228ZM227 214V215H228ZM232 214V213H231ZM250 214V213H249ZM7 217H6V216ZM30 215H31V217H30ZM42 215V216H41ZM54 215V216H53ZM85 215V216H84ZM118 215H119V219H120V223L119 222H117V221H119V219H118ZM245 215V214H244ZM247 215H248V213H247ZM257 216L256 214H255V216L254 217H251V216H248V217H251V218H253V219H255L256 218V216L258 217L257 219H258V221L260 222V221H264V219L262 220H260L259 219V217L260 216ZM4 216H5V218H4ZM44 216V217H43ZM60 216V217H59ZM67 216V217H66ZM81 218H80V217ZM98 216V217H97ZM130 216V217H129ZM132 216V217H131ZM36 219H35V218ZM70 217V218H69ZM71 217H73V218H77V219H71ZM83 217H84V220H83ZM106 217L108 218L107 220H105L106 219ZM110 217V218H109ZM116 217V218H115ZM121 217L124 219L123 221H121L122 219H121ZM58 218V219H57ZM59 218H61V219H59ZM82 219V221H80V219ZM87 218V220H89V221H87V220H85ZM97 218L99 219L98 221H100V218H103V222L101 221V223L99 222L98 223V225L100 224H102L100 227L97 225V224H95V222L94 221H96L97 220ZM132 218H135L134 220L132 219ZM235 218V217H234ZM234 218H232V216H231V219H232V222H234V223H239V220H238V218L236 217L235 219ZM7 219V220H6ZM15 219V220H14ZM38 219V220H37ZM40 219V220H39ZM114 219V220H113ZM116 219H118V220H116ZM7 221V223L9 222V227L7 228V226H8V224L6 223V221ZM10 220V221H9ZM61 220H64V221H66V222H70V221H74V220H77V221H75L74 223L75 224H77L78 223V220H79V223L84 227V228H82V226L79 228L78 227V230L79 231H77V228H75V232H78V233H75V232H73V233H69L68 232V230L65 232L64 230H54L53 228H51L50 229V225H52V224H55L56 222H60ZM68 220V221H67ZM108 220H110V222H107ZM234 220H236V221H234ZM256 220V219H255ZM14 221H16V222H14ZM84 221H85V223H84ZM91 221H92V223H91ZM115 221L117 222V223H115ZM127 221V222H126ZM130 221H134V224L136 225L135 227H133V226H131V223H130ZM242 221V222H241ZM249 221V220H248ZM248 221H246V222H248ZM1 222L2 223H6V224H3V226H2V224H1ZM11 222V223H10ZM12 222H14V225L16 226H11L13 223ZM25 222V223H24ZM30 222V223H29ZM33 222V223H32ZM62 222V221H61ZM97 222V221H96ZM107 222V223H106ZM126 222V223H125ZM252 222V221H251ZM258 222V224H260ZM37 223V224H36ZM39 223H40V226H41V228H40V226H39ZM73 223V224H74ZM83 223V224H82ZM87 223H89V225L87 224ZM125 223V224H124ZM239 223V224H240ZM27 224H28V226H29V224H32L33 226L31 227H29V229H28V226H27ZM36 224V225H35ZM80 224H79V226H80ZM85 224H87V225H85ZM91 224H93V226H91ZM107 224H109V225H107ZM116 224H118V225H116ZM121 224V225H120ZM43 225V226H42ZM44 225H45V228H44ZM97 225V228H100L99 230L101 231L102 229H101V227H103V225H105L103 228H105L106 227V229L107 230H111L112 228H113V230H114V232L116 231V229H117V231L118 232H116L115 234L116 235H118L117 236V238L118 237H120L121 239L120 240H118L116 237H114V232H113V230H112V232L113 233H111L113 236V238L116 240V241H114L113 242V238H112V242L109 240H107L108 238L110 239L111 238V234H110V230L108 231V232H106L107 230L105 229L104 231L105 232H103V230H102V232L104 233V235H105V239L108 241V242H110V243H108V245H106V243H107V241L105 240V244H104V242H102V240L104 241V239L102 238V237H104V235L102 234V232L101 233H99V230L96 228V235L94 234V231L95 230H93V229H95V226ZM111 225V228H109L108 229V226H110ZM113 225H116L117 226V228H115L116 226H113ZM119 225L120 226H122L121 228H119ZM127 225H128V229L130 230L131 228H135L134 230H132L133 232H132V235H131V231H129L128 229H127ZM5 226H6V228H5ZM4 227V228H3ZM15 228V231H17L18 232V234H20V237H19V235L17 234L16 235V232H14V230L12 231V229H10V228ZM38 227V228H37ZM88 227V228H87ZM90 227H92V228H90ZM140 227V226H139ZM13 228V229H14ZM32 228L34 229L33 231H35L34 232V234L32 233L33 231H32ZM5 229V230H4ZM10 229V230H9ZM17 229V230H16ZM86 229H87V237H88V239H87V237H86ZM93 230V233L92 234H90V233H88V232H91V230ZM121 229H123V232L121 231ZM82 230L84 231V233H82V235H80L81 233L80 232H82ZM89 230V231H88ZM45 231V232H44ZM64 231V232H63ZM97 231H98V233H97ZM134 231H137L138 233L137 234H135L136 232H134ZM14 232V233H13ZM39 232V233H38ZM68 232V233H67ZM119 232L121 233V235L119 234ZM124 232H125V234H124ZM43 233V234H42ZM60 233H62V234H60ZM110 234V235H108V234ZM118 233V234H117ZM11 234H14L15 235V237H13L14 235H11ZM74 234H76V235H74ZM94 234V235H93ZM123 234H124V236H123ZM127 234V235H126ZM144 236H146V237H143V235L140 237V238H144V242L146 243V241H145V239L147 240V241H150L151 239L153 240V237L155 236V235H157V234H155L154 235V233H151V234H153L154 236L152 237V235H151V238L149 239V234H148V232H144ZM165 234V235H164ZM41 237H40V236ZM90 235H92L91 237H90ZM102 235V236H101ZM125 235H126V237H125ZM131 235V236H130ZM162 235H164V237H165V239L168 237V234L167 233H162ZM162 235H160L159 236V234L157 235V236H155L154 237V239L155 238H157L158 239V241H159V244H164L165 245V249H164V247L163 248H156V247H154V246H151V248H148L147 250H149L150 252H147V251H145L144 250V248H142V251L143 252H141V254L143 255V253L145 254V252H146V254L145 255H147V257L145 258V260L147 261H145L144 260V257H142L143 258V260H141L140 261V263L142 262V261H144V262H142L143 264L145 263V264H169V263H166V261H165V257L166 256H168V255H166L167 253L168 254H174V253H177L178 251H180V245L178 244H171L172 242H171V239H167V240H162V238H163V236ZM10 236V237H9ZM17 236V237H16ZM81 236V237H80ZM108 236H110V237H108ZM19 237V238H18ZM93 237V238H92ZM123 237H125V238H123ZM161 237V239H159ZM13 238H14V240H13ZM37 238V239H36ZM81 238V239H80ZM84 238H86V239H84ZM122 238L123 239H125L126 240V245H123L124 243H125V241H124V243H122L123 242V240H122ZM129 240H128V239ZM6 239V240H5ZM91 239H93V240H91ZM10 242V243H8V241ZM12 242H11V241ZM17 241V243H16V241ZM122 240V241H121ZM128 240V241H127ZM130 240V241H131ZM141 240L142 239H140V242H141ZM3 241V242H2ZM5 241V242H4ZM7 241V242H6ZM13 241H15L14 243H13ZM157 241V240H156ZM19 242V243H18ZM33 242V243H32ZM41 242V243H40ZM140 242H139V245H140ZM142 242H143V240H142ZM153 242V241H152ZM151 241H150V243L149 244H151L152 243ZM164 242V243H163ZM112 243V244H111ZM24 244V246H22ZM26 244V245H25ZM40 244V245H39ZM41 244H43L42 246H41ZM129 244L130 245H128L127 247H130L131 246V244H132V242H129ZM5 245H9L10 247H8L7 249H6V247H5ZM15 245V246H14ZM106 245V246H105ZM110 245V246H109ZM144 244H142V246H143ZM145 245H147V244H145ZM171 245H173V246H171ZM176 245V246H175ZM11 246H12V248H11ZM31 246V247H30ZM122 246V247H121ZM148 246V245H147ZM147 246H145V248L147 247ZM24 248V249H26L25 250V252H24V249L22 250V248ZM41 247V248H40ZM48 247V248H47ZM133 247V246H132ZM131 247V248H132ZM136 248H134L135 250H133V251H136V249H137V246H135ZM170 247H172V248H170ZM14 248V249H13ZM19 248V249H18ZM139 248H141V247H139ZM170 249V250H167V249ZM164 249V250H163ZM4 250H5V252L6 253H4ZM46 250V251H45ZM139 250V252H140V249H138ZM153 250H155L156 252H153ZM165 251V252H161V251ZM11 251V252H10ZM20 251V252H19ZM145 251V252H144ZM10 254H9V253ZM138 252V251H137ZM5 255H4V254ZM134 253V252H133ZM148 253H155V254H149V256H148ZM137 254H139V253H137ZM163 254H165V255H163ZM152 255H154L153 257H150V256H152ZM134 256H136V257H134ZM134 256L132 257V258H136L137 259V256H138V258H139V256L140 255H136L135 253H134ZM144 256V255H143ZM219 257V256H218ZM44 258V259H43ZM49 258H52V259H49ZM140 259H141V257H140ZM149 260V261H148ZM53 261V262H52ZM122 261V262H121ZM23 262V263H22ZM126 262V263H125ZM136 263H137V261H136ZM139 263V264H140ZM132 264H135L134 263V261H133V263ZM138 264V263H137Z\"/></svg>",
  "mask_w": 264,
  "mask_h": 264
},
{
  "label": "bare ground",
  "instance_id": "6f19581e",
  "mask_svg": "<svg viewBox=\"0 0 264 264\" xmlns=\"http://www.w3.org/2000/svg\"><path fill=\"white\" fill-rule=\"evenodd\" d=\"M60 1V0H59ZM58 0H0V19L1 20H4V21H1V23H0V25L2 24V22L4 23L3 25H6V27H9V28H11L12 27V29L13 28H16V30H17V28H21L20 29V31H22L23 29H24V31H22L23 32V36L25 35V36H28V37H36V38H38V36H45V35H48L47 37H49V38H52V39H54L56 42H58V43H60V39H59V35L57 36V34L55 33V31L57 30H55V31H53L51 28H50V26L47 24V20H48V18H46V16L47 17H50L49 19H53V20H55V16H54V13H52L53 11L52 10H54V11H58V13L59 12H63L64 10H67V11H69L68 9H71V8H73L74 6H76V5H74L73 4V7H72V3H71V5L70 4H66L64 1V3H62V2H59ZM99 1V0H98ZM105 5L104 6H106V4H107V7L108 8H110L108 11H106V12H109V13H107V15H106V17L108 16V18L110 19L109 21L108 20H106V21H102V19L100 20V21H102L103 22V24H105V25H107V23H110L109 25H110V28H109V25H107L106 27H108L107 29H106V31L107 32H105V25L102 27V26H100L101 24L100 23H102V22H98L99 23V26H100V28H104L103 30L102 29H99V28H97V21L95 22L94 21V23L92 22V23H89V24H92V25H94V26H92V30H93V32H94V28H96V31L94 32V33H92V34H95V36L94 35H92V34H88V35H91L92 37L91 38H93L94 37V39L92 40L93 41V46H92V48L90 47V46H88L86 43V46L84 45V46H82V47H86V49L85 50H88L89 48H91L92 49V51H94V53H93V55L91 56L93 59H89V56L87 55V54H89V53H87V54H85L84 52H82L84 55H85V61H86V63H85V65L87 64V61L88 60H90V63H88V65L87 66H84V67H89L91 64L93 65H91L90 66V68H92V71H94V70H102V68L103 67H108V70H109V68H110V70L111 69H113L112 67H109L110 66V64H114V68H115V70L114 71H118L117 72V76H121V80L123 81H120V83H122V85H124L126 82L128 83V85H130L131 86V84L132 83H130V82H132L133 80H134V78L135 79H138V80H140L141 79V77H140V72H138V70L140 69V70H142V69H149V68H152L153 69V72H152V70L151 69H149L148 71H150V72H148V74L151 76V78H149L150 80L151 79H154V81L151 83L152 84V86L153 85H155L156 83H155V81H156V79L155 78H153V77H156L157 76V74L158 73H161L160 75L162 76V73L164 74V70H163V66L165 65V68H166V70L169 72V71H171V70H173L174 68L173 67H179V66H181V64H178V63H180V61H178V65L179 66H177L176 64V66L174 65V66H172L173 64V62H171L172 60H171V58L174 60V58L173 57H176V56H179V54H180V56L183 58V60H186V61H184V63L183 64H185L187 61H189V60H193V58H194V56L192 55L193 54V51H192V49L195 47V45H194V47L192 48V49H190V48H188V47H190V46H188L189 44H192L193 45V40L195 39V38H198L197 37V35H195L196 37H194V39H192L191 38V41H190V43L189 42H187L186 40H188L187 39V37H188V33L187 32H185V30L186 31H188L187 30V28L186 29H184L185 27L183 26V28H182V26H180V25H178V23H176V22H173L171 25H172V31L174 32V33H176V34H174V35H176L177 37L178 36H180L179 38H181V37H185L184 39H185V41H184V44L182 45L183 47H180L179 48V46L182 44L181 42H183L182 40H184V39H182L180 42H178L177 44L178 45H176L173 41H172V39H171V37H173L172 35H171V32L169 31V27H170V23H169V19L168 18H166V14L165 13H167V12H169V11H171V9L174 11V9H176L175 11H176V13H180L182 16H184V15H188V17H189V13L191 14V15H194V14H196L198 11V9L196 10V7L195 6H197V4L199 5V3L200 4H202V5H204V6H206V9L208 10L207 12H209L210 14H212V15H210V18H217L218 19V22H219V25H220V29H221V32H223L222 33V37H226V31H240V28L241 27H244V26H246V28H248V31L250 30V32H252L253 33V31H256L257 29H258V26H257V24H259L260 22H261V20H262V17H264V0H203V2L204 3H202V0H195V1H197V2H194V6H192V3H193V0H191L192 2L190 3V1H188V0H101ZM200 1V2H199ZM171 2H172V4H171ZM115 3V5H112V6H115V7H111V4H114ZM117 3H120V5L119 4H117ZM188 3H190L189 5H188ZM236 3V4H235ZM110 4V5H109ZM101 5H103L102 3H101ZM201 5V8L202 7H204V6H202ZM78 6V5H77ZM104 6H102V7H104ZM117 6V7H116ZM119 6V7H118ZM175 6V7H174ZM189 7V8H188ZM190 7H192V9L194 10H190ZM112 8V9H111ZM199 8H200V6H199ZM204 9H205V7H204ZM100 10V9H99ZM105 10H106V7H105ZM104 10V11H105ZM188 10V11H187ZM195 10L197 11L196 13H195ZM72 11H73V9H72ZM117 11V12H116ZM122 11H125V13H124V15H119V14H121L120 12H122ZM128 11V12H127ZM174 11V12H175ZM201 11V10H200ZM199 11V12H200ZM202 11H204V10H202ZM70 12V11H69ZM112 12H116L114 15H112ZM126 12L128 13V14H126ZM160 12V13H159ZM161 12H164L163 14H165V15H163ZM172 12V11H171ZM170 12V13H171ZM174 12H172V13H174ZM186 12H189L188 14L186 13ZM194 12V13H193ZM71 13V12H70ZM157 13V14H156ZM206 13V12H205ZM209 13H206V15H208ZM110 14L112 15L111 17H110ZM159 14V15H158ZM162 14V15H161ZM175 14V13H174ZM179 14V15H180ZM198 15H199V13H197ZM200 14H202V12H200ZM161 15V17L159 18V16ZM190 15V16H191ZM71 16V15H70ZM115 16V17H114ZM172 16V15H171ZM195 16V15H194ZM190 17V19L188 18V17H186V16H184V20H187L186 22H189V26L191 27V25L194 27V25L196 24V22L198 21V23L196 24V25H198V26H196L195 25V27L197 28V29H199L198 31H200V32H202L203 33V30H204V28H206L205 29V31H204V33H207V34H205L204 35V33H203V35L200 33V35H202L204 38L206 37V36H209V32H210V26L208 25V28H209V31H208V28H207V24H204V21H206V20H203V22L202 21H200V20H198L196 17ZM200 16L201 15H199V19H200ZM202 16H203V14H202ZM214 16V17H213ZM119 17H122V18H118ZM198 17V16H197ZM206 17V16H205ZM58 18V17H57ZM98 18V17H97ZM115 18H117L118 20H116ZM158 18L159 19H163V21L162 20H158ZM173 18V17H172ZM193 18H196L195 20H196V22L194 21V19ZM202 18V17H201ZM51 19V20H52ZM111 19H113V23H112V20ZM145 19V20H144ZM190 21H189V20ZM191 19H192V21H191ZM56 20H58V19H56ZM114 20L116 21V22H114ZM119 20H121L122 21V23H121V21H119ZM142 20V21H141ZM173 20V19H172ZM178 20V19H177ZM183 20V19H182ZM6 21L8 22V25H7V23H6ZM64 21V20H63ZM89 21V20H88ZM108 21V22H107ZM160 21V22H159ZM174 21V20H173ZM200 21V22H199ZM55 22V21H54ZM60 23V20L59 21H56V25L57 24H59ZM66 22V21H65ZM79 22V21H78ZM81 22V21H80ZM105 22V23H104ZM124 22V23H123ZM6 23V24H5ZM68 23V22H67ZM145 23H147L148 24V26H147V24L145 25ZM175 23H176V25H175ZM181 23V22H180ZM192 23H194V25L192 24ZM206 23H207V21H206ZM69 24V23H68ZM77 24V23H76ZM75 24V25H76ZM115 24V25H114ZM121 24H123L124 25V27H126L127 29H125L124 27H123V25L122 26H119V25ZM188 24V23H187ZM202 26H201V25ZM204 24V25H203ZM74 25V24H73ZM173 25H175V26H173ZM70 26V25H69ZM98 26V27H99ZM116 26L118 27V28H116ZM180 26V27H179ZM188 26V25H187ZM201 26V27H200ZM206 26V27H205ZM233 26V27H232ZM248 26V27H247ZM253 26H257L256 27V29H255V27H253ZM264 26V25H263ZM58 27V26H57ZM90 27V26H89ZM88 27V28H89ZM94 27V28H93ZM173 27L175 28V27H177V28H175V29H173ZM59 28V27H58ZM76 28V27H75ZM78 28V27H77ZM84 28V27H83ZM182 28V29H181ZM192 28V27H191ZM190 28V29H191ZM195 28V29H196ZM246 28L245 29H242L241 31V34L243 35V33H245V30H246ZM263 28V27H262ZM51 29V30H50ZM61 29H64L63 27L61 28ZM68 29V28H67ZM201 29V30H200ZM222 29H224V31L222 30ZM2 30V29H1ZM5 30V29H4ZM3 30V31H4ZM16 30L14 31V33L16 32ZM71 30V29H70ZM70 30H67V32L68 31H70ZM128 31L127 33H126V35H122V32L123 31ZM182 30V31H181ZM184 30V31H183ZM192 31H193V29H191ZM10 31H12V30H10ZM60 31V30H59ZM176 31V32H175ZM195 31L196 30H194V33H195ZM208 31V32H207ZM229 31H228V34H229ZM247 31V30H246ZM247 31V32H248ZM264 31V30H263ZM17 32H19V31H17ZM61 32H62V30H61ZM66 32V31H65ZM83 32V31H82ZM85 32H86V30H85ZM87 32H89V29H87ZM100 32H104L103 34L102 33H100ZM183 32V33H182ZM246 32V33H247ZM249 32V33H250ZM262 32V31H261ZM7 33V32H6ZM20 33V32H19ZM78 33H80V32H78ZM98 35H97V34ZM100 33V34H99ZM107 33H108V35H109V37H108V35H107ZM125 33V32H124ZM245 33V34H246ZM128 34V35H127ZM179 34V35H178ZM220 34V33H219ZM225 34V35H224ZM227 34V35H228ZM233 35L235 34V33H232ZM240 34V35H241ZM254 34V33H253ZM259 34H261V33H259ZM5 35V34H4ZM17 35H18V38H19V34L17 33ZM16 35V36H17ZM61 35V34H60ZM63 35V34H62ZM84 35V34H83ZM182 35V36H181ZM239 35V36H240ZM255 36H256V32H255V34H254ZM64 36V35H63ZM97 36V37H96ZM102 37V39H101V37ZM106 37V38H104V37ZM122 36H123V39L121 40V38H122ZM124 36H126L125 38H126V40L124 39ZM176 36H174L173 37V39L176 37ZM187 36V37H186ZM230 36H231V34H230ZM230 36H227L226 38L228 39V41H229V37ZM261 36V35H260ZM11 37V36H10ZM15 37V36H14ZM46 37V38H47ZM80 37V36H79ZM84 37H86L87 38V36H84ZM129 39H128V38ZM190 37H192L191 35H190ZM190 37H189V39H190ZM201 37V36H200ZM199 37V38H200ZM202 37V40L204 39ZM233 37H235V36H232L231 38L233 39ZM243 37V36H242ZM251 37H252V35H251ZM8 38V37H7ZM15 38H17V37H15ZM42 38H45V37H42ZM112 40H111V39ZM114 38V39H113ZM225 38V39H226ZM253 38V37H252ZM262 38V37H261ZM12 39V38H11ZM38 39H40V37L38 38ZM52 39H50V40H52ZM62 39V38H61ZM67 39H68V36H67ZM66 39V40H67ZM73 39V38H72ZM80 39H83V38H80ZM105 39H107V40H105ZM108 39H109V41H108ZM118 39V40H117ZM176 39V38H175ZM213 39V38H212ZM29 40H31L30 38H29ZM42 40V39H41ZM84 40V39H83ZM103 40H104V43H103ZM250 40H252V39H250ZM260 40V39H259ZM24 41V40H23ZM26 41H27V38H26ZM33 41V40H32ZM54 41V42H55ZM69 41H70V38H69ZM68 41V42H69ZM74 41V40H73ZM88 41H89V39H88ZM96 41H98V42H96ZM102 43H101V42ZM109 43H108V42ZM111 41L113 42L112 44H111ZM119 41H124V43H126L125 41H127V47L126 48H123V49H121L120 50V48L122 47L120 44V42ZM129 41V42H128ZM171 41H172V43L173 44H175L176 46L175 47H171ZM177 41V40H176ZM197 41V40H196ZM201 41V40H200ZM225 41H227V40H225ZM263 41V40H262ZM261 41V42H262ZM37 42V41H36ZM39 42V41H38ZM46 42V41H45ZM50 42V41H49ZM52 42V41H51ZM76 42V41H75ZM86 42V41H85ZM90 42H91V40H90ZM89 42V43H90ZM105 42H107V43H105ZM117 42V43H116ZM131 42V43H130ZM211 42V41H210ZM234 43L235 42H237V40H234L233 41ZM260 42V43H261ZM78 43V42H77ZM76 43V44H77ZM83 43V42H82ZM95 43H96V46H95ZM99 43H101L100 45H103L102 47H100V45H97V44H99ZM115 43H116V46H115ZM118 43H120L119 45L121 46H119V47H117V45H118ZM124 43H123V45H124ZM181 43V44H180ZM185 43H188L187 45L185 44ZM196 43V42H195ZM214 43V42H213ZM231 43V42H230ZM255 43V42H254ZM31 44V43H30ZM55 44V43H54ZM108 44H110V46L108 45ZM200 44V43H199ZM253 44V43H252ZM29 45V44H28ZM62 45V44H61ZM75 45V44H74ZM106 45V46H105ZM129 45V46H128ZM187 47H186V46ZM255 45V44H254ZM257 45V44H256ZM57 46V45H56ZM89 48H88V47ZM108 46H109V48H108ZM114 46H115V48L116 49H114L113 50V48H114ZM126 46V45H125ZM250 46H251V43H250ZM39 47V46H38ZM43 47V46H42ZM53 47V46H52ZM80 47V46H79ZM81 47V48H82ZM98 47V48H97ZM100 47V48H99ZM124 47V46H123ZM260 47H262L261 46V44H260ZM35 48H37V47H35ZM45 48H46V45H45ZM68 48V47H67ZM88 48V49H87ZM93 48H94V50H93ZM95 48H97V52L95 51ZM178 48H179V50L180 51H178ZM258 48V47H257ZM41 49V48H40ZM53 49V48H52ZM71 49V48H70ZM76 49V48H75ZM106 49L108 50V51H106ZM110 49V50H109ZM36 50V49H35ZM45 50V49H44ZM44 50H42V51H44ZM62 51H63V48L61 49ZM77 50V49H76ZM75 50V51H76ZM79 50H81V49H79ZM197 50V49H196ZM221 50V49H220ZM83 51V50H82ZM89 51V50H88ZM87 51V52H88ZM219 51V50H218ZM250 51V50H249ZM252 51V50H251ZM263 51V50H262ZM46 52H48V51H46ZM51 52V51H50ZM80 52V51H79ZM109 53L108 55H107V53ZM179 52V53H178ZM204 52V51H203ZM58 53V52H57ZM69 53V52H68ZM68 53H67V56H68ZM105 53H106V55L107 56H109L110 55V57L108 58L106 55H105ZM177 53H178V55H177ZM195 53V52H194ZM196 53H197V51H196ZM195 53V54H196ZM201 53V52H200ZM257 53V52H256ZM50 54V53H49ZM52 54V53H51ZM58 54H60V53H58ZM62 54V53H61ZM61 54H60V56H61ZM63 54H64V52H63ZM79 54H81V52L79 53ZM81 55L82 57H84V55ZM92 54V53H91ZM206 54V53H205ZM204 54V55H205ZM218 54V53H217ZM74 55V54H73ZM96 55V56H95ZM104 55H105V60L108 62L109 61V59H111L112 60V63H111V60L109 61V63H105V60L103 59V57H104ZM51 56V55H50ZM49 56V57H50ZM63 56V55H62ZM66 56V57H67ZM70 56V55H69ZM112 56V57H111ZM179 56V57H180ZM58 57V56H57ZM87 57H88V59H87ZM90 57V58H91ZM107 57V58H106ZM178 57V58H179ZM198 57V56H197ZM199 57H200V55H199ZM206 57V56H205ZM54 58V57H53ZM59 58V57H58ZM61 58V57H60ZM68 58V57H67ZM65 59V58H64ZM80 59V58H79ZM87 59V60H86ZM125 59H127V61L129 60L130 61V59H131V61L129 62L128 61V65H125V64H121V62L123 63V61L125 60ZM196 59V58H195ZM91 60H92V62H91ZM132 60L134 61V62H132ZM162 60H164V63H161V61ZM176 60V59H175ZM203 60V59H202ZM233 60V59H232ZM63 61H65V60H63ZM62 60H61V62H63ZM67 61V60H66ZM127 61L125 62L124 61V63H126L127 64ZM195 61V60H194ZM26 62V61H25ZM31 62V61H30ZM29 62V63H30ZM73 62V61H72ZM84 62V61H83ZM137 62H139L138 64H136ZM175 62V61H174ZM190 62H193V61H190ZM29 63H27V64H29ZM176 63V62H175ZM199 63V62H198ZM201 63V62H200ZM205 63V62H204ZM246 63V62H245ZM31 64V63H30ZM70 64V63H69ZM68 64V65H69ZM75 64V65H74ZM77 64H79V63H77ZM80 64H82V63H80ZM90 64V65H89ZM131 64V65H130ZM172 64V65H171ZM182 64V65H183ZM191 64V63H190ZM193 64H195L194 62H193ZM262 64V63H261ZM14 65V64H13ZM18 65V64H17ZM21 64L19 63V65H18V67L20 66ZM67 65V64H66ZM65 65V66H66ZM84 65V64H83ZM83 65H81V66H83ZM109 65V66H108ZM122 65H125L126 66V68H125V66H123L122 67ZM133 65V66H132ZM140 65V66H139ZM189 65V64H188ZM234 65V64H233ZM26 66V65H25ZM24 66V67H25ZM75 67L76 66V62L74 63H72V65H69V68H68V66H67V70L69 69V70H71V71H73V72H75L74 70H72L73 68L72 67ZM132 66V67H131ZM142 66V67H141ZM186 66V65H185ZM192 65H190V67H191ZM249 66V65H248ZM16 67V66H15ZM17 67V68H18ZM28 67V66H27ZM63 67V66H62ZM83 67V68H84ZM102 67V68H101ZM106 67V68H107ZM131 67V68H130ZM135 69H134V68ZM187 67H189V66H187ZM30 68L31 67H29V70H27L28 72H30L31 70H33L34 68H35V66L33 67V69H31L30 70ZM65 68V67H64ZM77 68H78V65H77V67H76V71H78L77 70ZM101 68V69H100ZM129 68V69H128ZM173 68V69H172ZM255 68V67H254ZM22 69V68H21ZM36 70L38 69L37 68V66H36V68H35ZM34 69V70H35ZM55 69V68H54ZM79 69V68H78ZM104 69V68H103ZM130 69H132V70H130ZM160 69V70H159ZM180 69H183L182 67L180 68ZM258 69V68H257ZM11 70V69H10ZM42 70V69H41ZM45 70V69H44ZM44 70H42L43 72H44ZM62 70V69H61ZM65 70V69H64ZM66 70V71H67ZM65 71V75H64V78H65V80H67V78L69 77V78H71V79H74V76H77V74H79L78 72H76L75 74H74V76H73V72H71V71ZM82 70H84V74H80L79 76H77V77H79L78 79H80V81H77V82H81L82 80L81 79H84V80H86V85H87V89L89 88L90 89V93H92V91L94 90V89H96V88H94V84H95V86L97 85L98 86V89H101V91H98V93H100V94H102L101 95V97H99L100 95L99 94H96V95H94L93 96V98L94 99H92V100H95V101H98L100 98H101V101L102 102H104L103 104H102V102L99 100L98 101V103L99 102H101L100 104L101 105H99V104H97V105H95L94 103H92V106H91V108H92V112L94 113V116H96V112L98 111V109H101V106H102V112H105V114H104V119L101 117V120H103V121H101V123H100V118H98L97 116V118H95V120L94 121H96V122H98V120H99V123L98 124H100L99 126H98V124H96V123H94V124H92L93 126H91V124H88V123H93L94 121L92 120V117H93V115H92V117H90L91 119L90 120H92L91 122H86L87 120H88V118L89 117H87L86 118V121L84 122V118L83 117H86V116H81V118H83V120H82V122H84V123H86L85 125L87 126V128H91L90 130H93V132L92 133H94L95 131H96V133H94V137L93 138H96L95 139V141L96 140H98L99 139V136L97 135V133H99V134H103V135H107V133L109 134V132H107V127L104 129V131H106L105 133H103V130H100L101 129V127H102V125H103V127H105V126H107L108 124H109V128L111 127L110 126V124L111 125H114L112 128H110V129H117V127H118V132L119 133H121L120 131V129H121V121L119 122L118 121V123H120L119 125H118V123H115V119H116V113H120V115L122 114L123 115V113H122V111L123 112H125V111H128L127 112V114H126V112H125V114L126 115H128V116H132V117H134V115H133V112H132V110H130V109H133V107L135 108V109H133L134 111H141L142 110V106H141V104H142V101H143V99L145 98V101L146 100H148V99H146V97L145 96H141L142 97V99L141 98H137V97H139V95H141L142 93H140L141 91H139V93H138V91H134L133 90V93H135L134 94V96H135V98H137V100L134 98V96L133 95H130V96H133V97H131L130 99L127 97V95H125V94H127L125 91H129V89L130 88H126V89H120V87H118L119 85H115L116 84V82L114 83V82H112V84L115 86V87H118V89H115L114 87H109L108 85H109V83H107L108 85V87L112 90H110L109 88H108V90L106 91V87L104 88V87H102V85H100V84H103L105 81H107L106 79H105V81L103 82V83H100L101 81H99V78L97 79V83L96 82H94V81H96V79H94V75H92V73L90 72V71H88V73H87V71L85 70V68L84 69H82ZM104 70H106V69H104ZM103 70V71H104ZM109 70V71H110ZM175 70V69H174ZM262 70H264V69H262ZM9 71V70H8ZM17 71V70H16ZM18 71H19V69H18ZM39 70H37V74H36V72H32V73H35V75L37 76L38 74H40V77L43 75H41V73H39L38 72ZM97 71H95V72H97ZM103 71H102V73H103ZM107 71V70H106ZM112 71V70H111ZM166 71V72H167ZM176 71H177V69H176ZM10 72H12V71H10ZM8 73V74H11V73ZM26 74H30V77H32L31 76V73H27L26 71H24ZM24 72H23V70H22V73L24 74ZM69 72H70V75H68L69 74ZM95 72H94V74H95ZM167 72V73H168ZM179 72H180V70H179ZM178 72V73H179ZM183 72V71H182ZM188 72L190 73V71L188 70ZM195 72V71H194ZM222 72V71H221ZM256 72H258V71H256ZM62 73H63V71H62ZM81 73H83V71L81 72ZM109 73H111V72H109ZM157 73V74H156ZM170 73V72H169ZM14 74V73H13ZM16 74V73H15ZM17 74H19V73H17ZM23 74H21L22 76H23ZM107 74V73H106ZM191 74H193V73H191ZM34 75V74H33ZM66 75H68V77L66 78ZM100 75H101V73H100ZM112 75H114L113 73H112ZM132 75V77H133V79H132V81H130L131 79H128L127 78V76L129 77V76H131ZM148 75V76H149ZM156 75V76H155ZM159 75V74H158ZM170 75V74H169ZM180 75V74H179ZM13 76V75H12ZM12 76H10V77H12ZM25 76V75H24ZM36 76H33V77H36ZM73 76V77H72ZM116 76V77H117ZM143 76H144V74H143ZM149 76V77H150ZM165 76H167L166 74H164V77ZM262 76V75H261ZM15 77V76H14ZM17 77V76H16ZM29 76H28V78L30 79L29 81H31L32 82V79L30 78ZM38 78H40L39 77V75L37 76ZM77 77H75V78H77ZM102 77V76H101ZM111 77H113V79L115 78L114 76H111ZM110 77V78H111ZM119 77H117V80H118V78ZM125 77V78H124ZM131 77V78H132ZM159 77V76H158ZM163 77V78H164ZM173 77V76H172ZM177 77V76H176ZM249 77V76H248ZM263 77V76H262ZM261 77V78H262ZM7 78H8V75H7ZM26 78V77H25ZM27 78V79H28ZM37 78V83L35 82V84H36V86H38L37 87V90L39 89H41V87H40V82L41 83H43L42 81H40L39 79ZM63 78V79H64ZM68 78V79H69ZM103 79L105 78L104 76L102 77ZM124 78V79H123ZM130 78V77H129ZM162 78V79H163ZM167 78V77H166ZM175 78V77H174ZM180 78V77H179ZM10 79V78H9ZM13 79V78H12ZM20 79V78H19ZM19 79H17V80H19ZM42 79V78H41ZM44 79V78H43ZM50 79V78H49ZM61 79V78H60ZM62 79V80H63ZM120 79V78H119ZM144 79V78H143ZM159 79H160V77H159ZM161 79V80H162ZM181 79V78H180ZM179 79V80H180ZM184 79V78H183ZM187 79H188V76H187ZM199 79V78H198ZM8 80V79H7ZM23 80V79H22ZM25 80V82H26V79H24ZM38 80H39V83H38ZM102 80V79H101ZM112 80V79H111ZM116 80V79H115ZM116 80V81H117ZM126 80V81H125ZM128 80V81H127ZM145 80V79H144ZM142 80V82H145V81H148V80ZM182 80V79H181ZM191 80V79H190ZM251 80V79H250ZM34 81H36V78H35V80ZM34 81L32 82V83H34ZM69 81V80H68ZM75 81V80H74ZM109 81V80H108ZM163 81V80H162ZM164 81H166V80H164ZM172 81V80H171ZM170 81V82H171ZM258 80H256L255 82H257ZM264 81V80H263ZM262 81V82H263ZM10 82V81H9ZM31 82L29 83V85L31 86L32 85V88H33V85L34 84H31ZM45 82V81H44ZM64 82V81H63ZM136 82H138V81H136ZM151 82V81H150ZM161 82V81H160ZM177 82V81H176ZM185 82H186V80H185ZM188 82H189V80H188ZM70 83V85H71V81L69 82ZM82 83L85 85V81L83 82H81V85H82ZM100 83V84H99ZM120 83H118V84H120ZM127 83H126V85H127ZM146 83V82H145ZM154 83V84H153ZM163 83V82H162ZM165 83V82H164ZM258 83V82H257ZM25 84V83H24ZM45 84V83H44ZM47 84V83H46ZM66 84V83H65ZM76 84H78V83H76ZM75 84V85H76ZM136 84V83H135ZM138 84L140 85V86H143V85H141L139 82H138ZM160 84V83H159ZM166 84V83H165ZM178 84V83H177ZM9 85V84H8ZM19 85V84H18ZM26 85H27V83H26ZM29 85H27V86H29ZM43 85V84H42ZM69 85V87H71ZM80 85V84H79ZM78 85V86H79ZM103 85H105V84H103ZM112 85V86H113ZM121 85V84H120ZM127 85V86H128ZM138 85V86H139ZM146 85H148L147 83H146ZM169 85V84H168ZM212 85V84H211ZM253 85V84H252ZM251 85V86H252ZM29 86V87H30ZM46 86V85H45ZM67 88L66 89H68V83H67ZM66 86H64V87H66ZM96 86V87H97ZM101 86V87H100ZM126 86V87H127ZM137 86V85H136ZM149 86H150V84H149ZM157 86V85H156ZM173 86V85H172ZM255 86V85H254ZM35 87V86H34ZM40 87V88H39ZM51 87V86H50ZM73 87V86H72ZM80 87V86H79ZM100 87V88H99ZM122 87V86H121ZM147 87V86H146ZM145 87V88H146ZM165 87H166V85H165ZM168 87V86H167ZM15 88V87H14ZM43 89H44V87H42ZM75 88H78V87H75ZM94 88V89H93ZM122 88H125V86L124 87H122ZM144 88V87H143ZM145 88H144V90H145ZM150 88H151V86H150ZM149 88V89H150ZM153 88H155L154 86H153ZM152 88V89H153ZM171 88V87H170ZM176 88H179V87H176ZM188 88V87H187ZM257 88V87H256ZM34 89V88H33ZM42 89V90H43ZM70 89V88H69ZM69 89H68V93H70V91H69ZM72 89V88H71ZM70 89V90H71ZM86 89V90H87ZM89 89H88V91H89ZM92 89V90H91ZM103 89H105V90H103ZM120 89V90H119ZM148 88H146V90H147ZM152 89H150V91L152 90ZM156 89V88H155ZM158 89V88H157ZM161 89V88H160ZM160 89H159V92H160ZM166 89V88H165ZM164 89V90H165ZM16 90V89H15ZM35 90V89H34ZM37 90H35V91H37ZM47 90V89H46ZM79 90V89H78ZM82 90V89H81ZM81 90H79V91H81ZM85 90V89H84ZM83 90V91H84ZM85 90V91H86ZM138 90H140V89H138ZM163 90V89H162ZM175 90H177V89H175ZM41 91V90H40ZM78 91V92H79ZM108 91H111V95L112 96H114V97H109V96H111L109 93H108ZM116 91V92H115ZM117 91L118 92H120V93H118L117 94ZM157 91V90H156ZM167 91H169V94H170V91L172 92V90H167ZM232 91V93H230L231 95L235 92L234 90H231ZM234 91V92H233ZM255 91V90H254ZM260 91V90H259ZM264 91V90H263ZM44 92V91H43ZM72 92V91H71ZM78 92H76V93H78ZM115 94H114V93ZM132 92V91H131ZM166 92V91H165ZM215 92H216V90H215ZM41 93H42V91H41ZM57 93H59V92H57ZM61 93V92H60ZM73 93V92H72ZM76 93H74V94H76ZM80 93H82L83 95H84V93L81 91ZM87 93V92H86ZM106 93H108V94H106ZM124 93V96L126 97V100H131L132 102H129L128 101V103H127V101H126V105L124 104V100H121L120 98H122L123 97V99H124V96H122V94ZM147 93H148V91H147ZM152 92H149V96H150V94H151ZM163 94H164V91L162 92ZM248 93V92H247ZM258 93V92H257ZM263 92H261L260 93V96H262L263 95V97H264V93L262 94ZM38 94V93H37ZM63 94V93H62ZM61 94V95H62ZM73 94V95H74ZM88 94V93H87ZM129 94H132V93H130L129 92ZM157 94V93H156ZM172 94H174V92H172ZM171 94V95H172ZM253 94V93H252ZM255 94V93H254ZM36 95V94H35ZM45 95V94H44ZM90 95H92V94H90ZM117 97H119V99L118 98H115L116 96ZM119 95V96H118ZM230 95V96H231ZM245 95V94H244ZM247 95V94H246ZM249 95V94H248ZM257 95V94H256ZM75 96H77V94L75 95ZM79 96H80V94H79ZM129 96V97H130ZM152 97H154L153 95H151ZM167 96V95H166ZM234 96V95H233ZM232 96V97H233ZM32 97V96H31ZM45 97V96H44ZM67 97H68V99L70 98L68 95H67ZM74 97V96H73ZM82 97V96H81ZM95 97H96V99H95ZM109 97V98H108ZM152 97H150V98H152ZM156 97V99L155 98H153V101L154 100H157L158 101V99L159 98H161V97H159V98H157L158 96H155ZM170 97H173V95L172 96H170ZM170 97H166L167 99H164V101H163V99L161 100L160 99V101L157 103H155V101H154V103L155 104H157L158 106H156V107H158V109L157 108H155L156 110H159L158 111V113H160L161 114V116H162V114L164 115V117H162V122L164 121L165 123H164V126H165V129H166V132H168L167 134H169V136H170V138L168 139V141L171 139V141H172V145H171V143H170V147L172 146V151H175L174 152V155H175V160H176V162L177 163H179V166H178V168L180 167L181 169H180V171L182 170V176H183V174H184V176L182 177L181 176V174L179 173V174H176V173H174V174H176L177 176H178V178H177V176H176V178H174L173 179V181H175V179L178 181H176V182H171V180L172 179H170V181L169 180H167V181H169V182H167L166 181V179L164 180L163 178H162V180L160 179L159 180V178H161L164 174H162L161 176H158L157 178V180H158V182H159V185H160V188L162 187L163 188V186H165V185H167L166 183H163L164 185H162L161 186V184H160V182L162 181V182H167L168 184L169 183H172L171 185H167L166 186V188L164 189V191H163V189H161L160 190V188H159V186H158V184H156V186H157V188L155 189L152 185L149 187V186H147L146 185V187H149V188H147L148 190H146V188H144L143 189V191H146V192H149V193H151V194H148L149 196L150 195H152L153 196V199L151 200L150 198L152 197H150L149 199H150V203H151V205H150V207H148L147 208V210H144V211H142L144 214H141L140 216H135L136 217V220L135 221H139V223L137 222V226H138V228H136L137 229V231H138V229H140L139 230V233H140V231H141V233L142 234H140V236H138L139 234H137L138 232L137 231H134V232H136L135 234H137V236H134V234H133V236H131L132 235V230H134L135 228H131L130 230L128 229V225H127V229L129 230V231H131V238L133 237V238H135V237H137V239L139 238V241H138V244L136 245V242H135V244L133 245V241L131 240H129L128 238V242H127V244L128 245H130L129 244V242H132V244H131V246L130 247H127V246H121L122 247V250H123V252H124V254H125V261L127 260V261H132V262H130V264H132L133 263V261H134V263L135 264H139L140 263V261L141 260H143V258L142 257H144V260H145V258L147 257V255H145L146 254V252L145 251H147V252H150L149 250H147L148 248H151V246H154V247H156V248H163L164 247V249H165V245L164 244H159V241H158V237L157 238H155L154 239V237L155 236H157L158 234H159V236L160 235H162V233H167L168 234V237L165 239V237H164V235H162L163 236V238H162V240L164 239V240H169V239H171V244H179L180 245V251H178L177 253H174V254H166V255H168V256H166L165 257V261H166V263H169V264H264V221H258V215L259 214H257V211H256V209H253L252 207V209H250L249 207H250V205L251 206H253L252 204H256L258 201L256 200V199H259V198H261V197H264V184L262 185L261 184V182L262 183H264V171L262 172V176H261V178L258 180V181H256L255 183H253V184H251L252 185V190H251V188L249 189L248 188V192H247V185H249L250 187H251V185L250 184H245V182H247L246 180H244V179H247V178H250V177H252L253 176V168L251 167L252 166V163H253V158H254V155H256L257 154V152H259V150H260V152L261 153H263V159H264V139H263V137H264V129L262 128L263 126H264V120H262V122L261 123H259L257 126H254V127H252V128H256V127H258V126H260V129L258 128V132L260 131V133L262 134L261 135V137H260V133L258 134V133H252V132H250V133H248V132H244V133H238L239 134V136H234V135H232V138H231V135L230 136H228L227 135V130H228V127H227V125L225 124V122L224 121H221V120H219V119H211L210 117H208L207 116V114H201V115H197L196 113H193V115H192V113H190V114H188V116H186V115H184V113L182 114V111L179 109L180 108V104L178 103V101L177 100H175V98H170ZM219 97V96H218ZM217 97V98H218ZM242 97H245V96H242ZM247 97V96H246ZM249 97V96H248ZM257 97V96H256ZM40 98V97H39ZM47 98V97H46ZM63 98L64 99H62L61 101H63V100H65V102L63 101V103H67V98H66V96L65 95H63ZM85 98V97H84ZM97 98H99V99H97ZM112 98H114V100H113V102H112V100L111 99ZM201 98H203V97H201ZM253 98V97H252ZM48 99V98H47ZM46 99V100H47ZM71 100H72V95H71V98H70ZM79 99V98H78ZM82 99V98H81ZM133 99H134V101H133ZM141 99V100H140ZM215 99V98H214ZM229 99V98H228ZM228 99H227V101H228ZM233 99V98H232ZM237 99V98H236ZM235 98H234V100H236ZM239 99V98H238ZM237 99V100H238ZM257 100H258V97L256 98ZM40 100V99H39ZM52 100V99H51ZM73 100H74V98H73ZM72 100V101H73ZM91 100V101H92ZM116 100V106H118V104H119V106H118V110H114V107H113V103H114V101ZM121 100V101H120ZM137 102H136V101ZM139 100L141 101V102H139ZM220 99H218L217 101H218V103H217V101H215V100H213V101H215L216 103H214V106L217 104V105H219V102H221V100L219 101ZM223 101H224V99H222ZM244 100V99H243ZM259 100H260V98H259ZM44 101V100H43ZM48 101H50V100H48ZM85 101H87V100H85ZM117 101H118V104H117ZM145 101H143V103L145 102ZM239 101V100H238ZM262 101V100H261ZM263 101H264V98H263ZM263 101H262V103H263ZM52 102H53V100H52ZM69 102H71L70 100H69ZM68 102V103H69ZM88 102H90V101H87L86 103H88ZM92 102H94V101H92ZM134 102H136V103H134ZM151 102V101H150ZM203 101L201 100V103H202ZM225 102H226V100H225ZM244 102V101H243ZM40 103V102H39ZM59 104L60 102H56V104ZM121 103H122V106H121ZM228 103H231V102H228ZM55 103H54V105H56ZM57 104V105H58ZM62 104V103H61ZM206 104V103H205ZM223 104V103H222ZM221 104V105H222ZM69 105V104H68ZM88 106H89V104H87ZM125 107H124V106ZM128 105H129V107H128ZM132 105V107H130ZM144 105H146L147 106V103H144ZM216 105V106H217ZM32 106V105H31ZM62 106V105H61ZM60 105L59 106H56V107H58V108H56L55 106H54V108H52V106H50L51 108H52V110L54 111H57V112H49V109L48 110H45V112L48 114V113H50L52 116H51V118H50V121L48 122L47 120H48V118H46L45 119V117L46 116H44L43 115V113H41V117L43 118H41L38 114V117H40L41 118V120L43 121H41L40 120V118L38 119V120H40L39 121V123L36 121V119H35V117H33V119H28V117H27V115H26V118H24L23 117V119L24 120H26L27 119V121L26 122H29L30 120H31V122H29V123H26L24 120H22V121H20L21 123H19V125H17V127H18V131H16V132H19V131H22V133H24L25 131H26V129H24V130H22L23 128H22V125H25V124H27V126L26 127H28L29 126V124H31L32 125V120L34 121L35 120V122L36 123H33V125L35 124V126L37 125V123L39 124L38 126H36V128L39 130V129H41V128H39L40 127V125H42L43 127L42 128H46V127H49L50 128V130H51V127H53L54 128V126L56 127V128H54V130H53V128H52V134H49V132L47 131L46 133L47 134H49V135H47V136H44L45 135V133H44V131L42 130V133H44V134H42V133H40V132H37V134H36V132L34 133V131H36L35 129L32 131V129H30L31 127L33 128V125L31 126L30 125V127L28 128V131L30 130V133H32V134H30V133H27L28 135L30 134L33 138L35 137V140L34 139H30L31 138V136L29 135H25V133H24V136H28L29 137V139H26V141H28L27 143L28 144H26V141L24 142V144H25V146H24V144H23V146H24V148H23V146L21 147V148H23V149H25V150H30L27 154V156L26 157H24V158H29L28 156H31V155H29V153H31L32 155H33V157L31 158H29V159H23V158H21L20 160H18L17 159V161H16V158H18V155L17 154H19L18 152H22L23 151V149H18V148H20V147H18V148H15L14 149V151H16L17 149V154L15 155V156H17L16 158H15V156L13 157V155L12 156H10L9 155V158H6L5 157V161H6V159H7V161H9L12 157V160H10L11 162L12 161H16L17 163L16 164H14L15 163V161H14V165H15V167L14 168H12L11 166V169L9 168V163H10V165H13L11 162H5V163H7V165L6 166H8V170H7V167H4L5 165H4V157H3V159H0V161L2 162V165H3V168L1 167L2 165L0 164V167H1V169H0V177H3V175L5 176V174L7 175V176H5L4 178L6 179H8V177H10V175L12 176H18L19 177V179H21V178H25L26 179V177H28V179H30L31 177H32V179H33V177H34V179L37 177L38 178V176H42L41 178H40V180L38 179V181H41V182H38L37 181V179H36V181L38 182H36V183H34L33 181L30 183V184H34V187H36V186H39V188L40 187H42V191H43V187L44 186H48L49 188H52L53 187V185L55 184V186H54V190H56V186H59V187H62V188H64V187H67V188H64V189H61V190H59V191H65V193H67L66 191H72L73 190V188L71 187V186H73V184H71V183H73V181H71L72 179H73V176L76 174V171H75V169H77V167H79L80 168V166L82 167L83 166V164H81V162L80 161H82V159H88V158H86V156H84V155H86L87 154V156L89 155L88 154V152H90L91 154H90V156L91 157H94L95 155H97V156H101L102 157V154H103V157L102 158H104V152H102L101 154L99 153V152H97V151H94V150H96V149H100V147H101V145H99L98 144V141H100V140H98V141H96L97 143H93V146H92V144L90 145V143H88V147H86L87 145L85 144V147L83 146V144H81V145H77L76 144V147L77 148H79V149H77L74 145H72L71 146V144H73V143H71V141H70V143H67V140H65L66 138L63 136L64 134L62 133L63 132V130H61L60 129V127H63V126H68V127H71L72 126V130H73V125H72V123L71 122H66V120H67V118H68V116L71 114V112L72 111H70L69 110V112L67 113H65V114H63V116L65 117H63L62 115H60L61 113L59 112L58 113V111L60 110V108L59 107H61ZM104 106V107H103ZM148 106H150L149 104H148ZM147 106V107H148ZM201 106V105H200ZM224 106V105H223ZM258 106H261V107H259V108H250L251 106L249 105L248 107H249V109L247 108V114H250V115H252L253 116V110H255V113H254V115L256 116L257 115V113L258 112H262V114H263V116H264V103H263V105H258ZM63 107V106H62ZM123 107V108H122ZM147 107H145L146 109H147ZM151 107H153V105H151ZM151 107H149L150 108V110H151ZM219 108H220V110H221V106H218ZM217 107V108H218ZM49 108V107H48ZM88 108V107H87ZM86 108V109H87ZM124 108H126L125 110H123ZM128 108H130L129 110L131 111H129L128 110ZM148 108V109H149ZM236 108V107H235ZM37 109V108H36ZM57 109H59V110H57ZM85 109V110H86ZM90 109V108H89ZM141 109V110H140ZM148 109L146 110V111H148ZM153 109V108H152ZM210 109V107H209V105H208V110ZM224 109H225V107H224ZM231 109V108H230ZM241 109V108H240ZM84 110V111H85ZM154 110V109H153ZM153 110H151L152 112H153ZM249 110V111H248ZM258 110H260V111H258ZM33 111V110H32ZM39 111H41L40 109H39ZM83 111V114H88V113H90L89 112V110H88V112L86 111V112H84ZM100 111V110H99ZM151 111H149V112H151ZM222 111V110H221ZM225 111V110H224ZM44 112V111H43ZM106 112H107V114H106ZM132 113V114H130V113ZM142 112V111H141ZM141 112H140V114H141ZM148 112V113H149ZM151 112V113H152ZM156 112V111H155ZM11 114H12V112H10ZM9 113V114H10ZM109 113V114H108ZM136 113V112H135ZM143 113V112H142ZM151 113L149 114V115H151ZM154 113V112H153ZM10 114V115H11ZM39 114H40V112H39ZM54 114V115H53ZM68 114V116L66 117L65 115H67ZM81 114H82V112H81ZM100 114V113H99ZM17 115V114H16ZM34 115V114H33ZM90 115H91V113H90ZM89 114H88V116H90ZM119 115V116H120ZM158 115V114H157ZM156 115V116H157ZM210 115V114H209ZM44 116V117H43ZM62 116V117H61ZM100 116V115H99ZM102 116V115H101ZM137 116V115H136ZM140 115H138V117H139ZM141 118H138V120L139 119H141V121H142V125H143V123H144V125L145 124H147V123H145V120H148V118L143 114H141ZM144 116V117H143ZM257 116H259V119H260V115L258 114ZM12 116H10L9 118H11ZM30 117H32V115L30 116ZM37 116H36V118H38ZM71 117V116H70ZM69 117V118H70ZM79 117V116H78ZM125 117V116H124ZM145 117H146V119H145ZM151 117V116H150ZM150 117H149V120H150ZM158 117V116H157ZM16 118V117H15ZM68 118V120L70 121L71 119H69ZM81 118H79L80 120H81ZM117 118H119V117H117ZM136 118V119H137ZM144 118V119H143ZM231 118V117H230ZM253 118V117H252ZM252 118H251V121H252ZM258 118V117H257ZM18 119H20V118H18ZM45 119V120H44ZM62 119H65V120H63L62 121ZM97 119V120H96ZM120 119H122V118H120ZM124 119V118H123ZM133 120L135 119V117L134 118H132ZM151 119H152V117H151ZM256 119V118H255ZM258 119V120H259ZM11 120V119H10ZM17 120V119H16ZM74 120V119H73ZM79 120V121H80ZM117 120V119H116ZM126 120H128V119H126ZM131 120V119H130ZM138 120L136 121V122H138ZM158 120V119H157ZM24 121V122H23ZM45 121V122H44ZM61 121V122H60ZM72 121V120H71ZM75 121V120H74ZM140 121V120H139ZM10 122V121H9ZM40 122H42V123H40ZM107 122H109V123H107ZM131 122V124L129 123V121L128 122H126V123H128L129 124V126H131V128H129V126H128V124H127V126H126V129L123 127L122 128V130H128V129H132L133 130V128L134 127H136V125H137V123L134 121V123L132 122V121H130ZM231 122V121H230ZM235 122H236V120H235ZM254 122V121H253ZM3 123H5V121L3 122ZM8 123V122H7ZM23 123H25V124H23ZM44 123H48L49 125H45ZM50 123H51V125H50ZM74 123V122H73ZM76 123V122H75ZM74 123V125H77V124H75ZM83 123V124H84ZM103 123V124H102ZM105 123H107V125H105ZM125 122L123 121V123L122 124H124ZM229 123V122H228ZM250 123H252V122H250ZM20 124H21V126H20ZM44 124V125H43ZM59 124H61L62 126H60ZM150 124V123H149ZM94 125H97L96 127L94 126ZM105 125V126H104ZM139 125H141V123L139 124ZM139 125H137L138 126V129H134L133 131L135 132V134L134 133H132V134H129L128 135V137L130 138L129 139V142H128V137H122V134H120L116 139H115V142L116 143H118V144H120V143H122V145L123 144H125L126 145V143L129 145H127L126 147H125V145H123L124 147V150H126V152H127V150H128V148H131L130 146H132V148H131V151H128L127 152V154L128 153H130V152H133V151H135L136 152V150H139L140 148H142V146L140 147L138 144V142L139 141H136L135 142V140H137V137L138 136H136V132H138L139 131V133L140 134H142L143 136H144V134L146 135L147 133H141V131H142V129L141 128H139ZM141 125V126H142ZM143 125V126H144ZM159 125V124H158ZM236 125H238V126H244L243 128H244V130H246V129H248V130H251L250 129V125L248 124V121H244V123L242 122V124H240V123H238V121L236 122ZM8 126V125H7ZM13 126H14V124H13ZM19 126L22 128V129H19ZM45 126V127H44ZM60 126V127H59ZM232 126H235V125H232ZM5 127V126H4ZM11 127V126H10ZM16 127V128H17ZM75 127V126H74ZM78 127V126H77ZM83 127V126H82ZM120 127V128H119ZM160 127V126H159ZM169 127V128H168ZM35 128V127H34ZM59 128V129H58ZM79 128V127H78ZM78 128H74V132H75V130L78 132ZM87 128H85V130L87 129ZM100 128V129H99ZM108 128V129H109ZM158 128V127H157ZM48 129V128H47ZM65 129H66V127H65ZM96 129V130H95ZM99 129V130H98ZM140 129V130H139ZM164 128H161V129H158L160 132L163 130ZM165 129L162 131V133L163 132H165ZM168 129V130H167ZM49 130V131H50ZM60 130H61V132H60ZM67 130V129H66ZM69 130H71L70 128H69ZM71 130V132L72 133H74L73 131ZM80 130H82L81 128H80ZM79 130V132H81ZM85 130H84V133H86L87 132V130H86V132H85ZM97 130L98 131H100V132H97ZM120 130V131H119ZM131 130V131H132ZM138 130V131H137ZM263 130V132H261ZM50 131V132H51ZM59 131V133H61L62 135H57L58 132ZM89 131V130H88ZM110 131V130H109ZM145 130H143V132H144ZM147 131V130H146ZM155 131V130H154ZM154 131H151V132H154ZM157 131V130H156ZM1 132V131H0ZM7 132V131H6ZM77 132H75V134L77 133ZM102 132V133H101ZM128 133H131V132H129V130L127 131ZM34 133V134H33ZM41 135L42 134V136H44V138L43 137H41L39 134ZM83 133V131L81 132V133H79V135H81V134H84ZM92 133L91 132H87V135L86 134H84L85 136H90V137H92ZM232 133H234V131H232ZM236 133V132H235ZM2 134V133H1ZM18 134V133H17ZM38 135V138L41 140L42 138H43V140H41V141H37V140H39V139H37V137L36 136H34V135ZM78 134V133H77ZM127 134V133H126ZM166 134V135H167ZM237 134V133H236ZM4 135V134H3ZM7 135V134H6ZM20 135H21V133H20ZM114 135H116V134H114ZM134 137V135H135V137L136 138H134V139H132L133 137ZM22 136H23V134H22ZM58 136H60V137H58ZM83 136V135H82ZM149 136H152V135H149ZM120 137V139H121V141H120V139L118 140V138ZM132 137V138H131ZM236 137H239L238 138V140H237V138ZM82 138V137H81ZM98 138V139H97ZM123 138V139H122ZM149 138V137H148ZM152 138H153V136H152ZM165 138V137H164ZM168 138V137H167ZM60 139V140H59ZM61 139H62V141H61ZM103 139V138H102ZM104 139H105V137H104ZM103 139V140H104ZM127 139V140H126ZM103 140H101V141H103ZM116 140H118V142L116 141ZM123 140H126V141H123ZM131 140H132V142H131ZM139 140H141L142 141V143L144 142V138H140ZM149 140V139H148ZM165 140H166V138H165ZM63 142V141H65V142H63V143H59V144H63L64 146H62L61 147V145L59 146V144L57 143V142ZM141 141H140V143H141ZM146 141V140H145ZM162 141H164V140H162ZM259 141V142H258ZM69 142V141H68ZM124 142V143H123ZM126 142V143H125ZM133 142H135L139 147H138V149L137 148H135L137 145H135ZM165 142H167V141H164V143ZM115 143V144H116ZM131 143H133V145L131 144ZM141 143V144H142ZM153 143V142H152ZM152 143L150 144V142L148 141V144H150V145H152ZM66 144H68V146H66ZM80 144V143H79ZM95 144H96V146H95ZM103 144H105V143H103ZM109 144V143H108ZM131 144V145H130ZM56 145H58V149L56 148ZM143 145V144H142ZM82 146V147H81ZM91 146V149H90V151H88L87 149H89V147ZM99 146V147H98ZM113 148V146H112V144H109V147H108V149L109 148H111V147ZM120 146H121V144H120ZM52 147V148H51ZM61 147V148H60ZM64 147V148H63ZM65 147H68V148H66L67 149V153H65V154H63L64 152H66V149H65ZM69 147H72V149L71 150H69ZM75 147V148H74ZM85 149H84V148ZM98 147V148H97ZM103 147V146H102ZM170 147H169V151H170ZM54 148H55V151H54ZM82 148H83V150H84V152H82L83 150H82ZM87 148V149H86ZM95 148V149H94ZM144 148V147H143ZM57 149V150H56ZM60 149V150H59ZM64 149V150H63ZM105 149H106V147H105ZM107 149V150H108ZM132 149H134L133 151H132ZM136 149V150H135ZM10 150V149H9ZM24 150V151H25ZM64 152H63V151ZM76 150V151H75ZM80 150V151H79ZM86 150V151H85ZM123 150V151H124ZM141 150V149H140ZM59 151V152H58ZM61 151L63 152V153H61ZM69 151V152H68ZM71 151H75L74 153L76 154H73L72 155V152ZM122 151V152H123ZM156 151V150H155ZM21 152H20V154H21ZM54 152H56V154H54ZM78 152H80V153H78ZM126 152H125V154H126ZM2 153V152H1ZM11 153H14V152H11ZM26 153H22V154H26ZM57 153H60V155H58ZM81 153H83V155H80ZM94 153V154H93ZM77 154L78 155H80V157H78V159H79V161H77V158H74L73 159V157H77ZM100 154V155H99ZM120 155H117L116 156V158H118L119 156H121V159H117L118 161L117 162H119V163H121V165H122V159H125V157H124V152L123 153H119ZM126 154V155H127ZM136 155V154H135ZM157 155V154H156ZM25 156V155H24ZM105 156H106V154H105ZM137 156V155H136ZM135 156V158H138V157H136ZM11 157V158H10ZM111 157H113V156H111ZM131 157V156H130ZM134 157V156H133ZM143 157V156H142ZM144 157H147V158H145V159H143L144 160V162H143V164L145 163V161H146V159L147 160H149V159H151V155H150V153H148V156H144ZM143 157V158H144ZM148 157H149V159H148ZM15 158V159H14ZM90 158V157H89ZM95 158V157H94ZM98 158H100V157H98ZM97 158V159H98ZM155 159H156V161H159V159H160V157H157V156H155L154 157ZM157 158H159V159H157ZM174 158V157H173ZM76 159V160H75ZM84 159V160H85ZM90 159H92V158H90ZM109 159H110V157H109ZM139 159V158H138ZM137 159V160H138ZM172 159V158H171ZM89 160V159H88ZM87 160V161H88ZM94 160V159H93ZM100 160V161H99ZM99 160H97V162L99 163V164H101V158L99 159ZM121 162H120V161ZM135 160V163H134V165L137 163L138 165H139V163L138 162H136L137 160L136 159H134ZM152 160V159H151ZM73 161H77V162H75V165H74V163H73ZM127 161V160H126ZM160 161H161V159H160ZM160 161L159 162H153L152 161V163L154 164V163H156V165H157V163L159 164L160 163ZM171 161H173V160H171ZM116 162V161H115ZM123 162H124V160H123ZM248 162H249V166H248ZM76 163H80V165L79 166H77L76 167V165H78V164H76ZM87 163V162H86ZM90 163H92V162H90ZM98 163H97V165H98ZM103 163V162H102ZM126 163V162H125ZM152 163H148V164H150V166L151 165H153ZM174 163V162H173ZM228 163H232L233 164V168L232 167H228V165H226V164H228ZM32 165V166H30V165ZM93 164V163H92ZM129 164H131L130 166L128 165V167H130L131 168V166H132V168H133V165H132V162L131 163H129ZM143 164H142V166H143ZM146 164H147V162H146ZM145 164V165H146ZM147 164V165H148ZM161 164H163V165H166V164H164V163H162V161H161ZM84 165H86V166H84L83 168L85 169V171H86V169H88V168H91L90 167V165L88 164V166L89 167H87V164H85L84 163ZM103 165H105V164H102V166ZM116 165H118L117 163H116ZM120 164H119V166H121ZM124 165V164H123ZM145 165H144V167H145ZM155 165V164H154ZM160 165V164H159ZM163 165H161L160 167L163 169ZM106 166V165H105ZM118 166V167H119ZM127 165H125V168H127L126 167ZM149 166V165H148ZM147 166V167H148ZM149 166V167H150ZM85 167H87V168H85ZM99 167V166H98ZM118 167H117V169H118ZM123 167V166H122ZM147 167H145V168H147ZM148 167V168H149ZM152 167V166H151ZM164 167H167V165L166 166H164ZM263 167H264V161H263ZM6 168V170H3V169H5ZM75 168V169H74ZM97 168V167H96ZM102 168V167H101ZM101 168L99 169L98 168V171L99 170H101ZM103 168H104V166H103ZM116 168V167H115ZM124 168V167H123ZM136 168V165H135V167H134V169ZM147 168V169H148ZM152 168H154V167H152ZM152 168H149L148 170H147V174H148V171L150 172V170H152ZM159 169L160 170V168H159V166L158 167H155V170L156 169ZM170 168V169H169ZM177 168V167H176ZM138 170L140 169L139 167L137 168ZM167 170L168 171V169H169V171H171V166L169 167L168 166V168H164V170ZM91 170H92V168H91ZM103 170H106V169H103ZM107 170H108V167H107ZM121 170V169H120ZM133 170V169H132ZM154 170V171H155ZM164 170H163V172H164ZM165 170V171H166ZM88 171H89V169H88ZM97 171V172H98ZM102 171V170H101ZM118 171V170H117ZM123 171V170H122ZM127 171V170H126ZM133 171H137V170H133ZM133 171H131V173L132 174H130L129 172H127L126 174H128L129 173V176L130 175H135V172H133ZM140 171H142V169H140ZM154 171H152V172H154ZM157 171V170H156ZM161 172H162V170H160ZM167 171L165 172V175L164 176H166V177H168L169 176V173H171L172 174V171H176L175 169H173L172 168V171L171 172H169L167 175H166V173H167ZM87 172V171H86ZM94 172V171H93ZM95 172H96V170H95ZM120 172V171H119ZM124 172V171H123ZM143 172V171H142ZM159 171H157V172H155V175H156V173H158ZM160 172V173H161ZM3 173H5V174H3ZM88 173V172H87ZM89 173H90V175H91V172L89 171ZM108 173V172H107ZM140 172L139 171H137V179L136 180H138L140 177V175L141 174H139ZM160 173H159V175H160ZM99 174V173H98ZM105 173H104V171H103V175L102 174H99V175H102V176H105L104 175ZM110 175H111V173H109ZM108 174V175H109ZM119 174V173H118ZM147 174H146V178H147ZM151 174V173H150ZM174 174H172V175H174ZM37 175V176H36ZM89 175V176H90ZM125 176V174L124 173H122V176ZM143 175V174H142ZM152 175V174H151ZM154 175V176H155ZM172 175H171V177H172ZM88 176V177H89ZM127 176V175H126ZM181 176V177H180ZM18 177H16V179H17V181L15 182L14 180H13V182L14 183H17L18 182ZM30 177V178H29ZM95 177V176H94ZM93 177V178H94ZM99 177V176H98ZM106 177H108V176H106ZM112 176H110L108 179H110ZM148 177H149V175H148ZM170 177V176H169ZM170 177V178H171ZM4 178H2V180H4V182L2 181H0V189H3V190H5V189H9L10 187H12V185H14L13 184V182H11V181H8V183L9 182H11L12 183V185L10 186V184L8 185V184H5V179ZM12 178H14V177H12ZM105 178V177H104ZM129 178H131V176L129 177ZM134 178V177H133ZM142 178H144V177H142ZM146 178H145V180H146ZM153 178H156V176L155 177H152L151 179L153 180ZM181 178H184V179H181ZM1 179V178H0ZM28 179H27V182H28ZM43 179V180H42ZM50 179H52V180H56L55 182L56 183H53V182H50V181H48V180H50ZM81 179V178H80ZM95 179V178H94ZM93 179V180H94ZM98 179H103L102 177L100 178H98ZM114 179V178H113ZM112 179V180H113ZM179 179H181V180H179ZM9 180H10V178H9ZM12 180V179H11ZM31 180V179H30ZM82 180V179H81ZM96 180V179H95ZM106 180V179H105ZM111 180V181H112ZM122 180V179H121ZM121 180H120V183H121ZM125 180V179H124ZM127 180V179H126ZM130 180V179H129ZM140 180V179H139ZM139 180H138V182H139ZM114 181H117V180H114ZM131 181V180H130ZM129 181V182H130ZM147 181H148V178H147ZM156 181V180H155ZM182 181H184V182H182ZM100 182V181H99ZM109 182H110V180L108 181V183L107 184H109ZM128 182V183H129ZM161 182V183H162ZM180 182H182V184H186V182H187V186L189 187V184L191 185V183H192V185L193 186H190V188L191 187H195V188H199V189H196L198 192H200V194L198 195V193H197V191H195V188H194V190L191 188H187L186 187V189H184V188H182L183 186H182V184H180ZM7 183V182H6ZM19 183V182H18ZM21 183V182H20ZM19 183V184H20ZM29 183V182H28ZM28 183H25V182H23V184H20L19 185V188H22V189H24L23 190V192L25 191V189L28 187L26 184H28ZM93 183V182H92ZM106 183V182H105ZM111 183H113V182H111ZM119 183V184H120ZM131 183H133L132 181H131ZM141 183H143V182H141ZM141 183H139V185L141 184ZM5 184V185H4ZM30 184H28V185H30ZM135 184H136V181H135ZM2 185V186H1ZM8 185V186H7ZM115 185V184H114ZM118 185V184H117ZM138 185V186H139ZM180 185V186H179ZM185 185V186H186ZM245 185L247 186L246 187V193H244V192H242V195H241V192H239L241 189H245L244 187H245ZM18 186V185H17ZM52 186V187H51ZM81 186V185H80ZM97 186V185H96ZM129 186V185H128ZM131 186H132V184H131ZM136 186V185H135ZM134 186V187H135ZM182 186V187H181ZM184 186V187H185ZM14 187H16V185L14 186ZM31 187H33V186H31ZM33 187V188H34ZM74 187V186H73ZM144 187H145V185H144ZM17 188V187H16ZM19 188H18V190H19ZM49 188H46L47 190H49ZM78 188V187H77ZM114 188H116V186L114 187ZM122 188V187H121ZM131 187H129V189H130ZM132 188H133V186H132ZM135 188H138L137 186L135 187ZM135 188H134V190H135ZM141 188V187H140ZM139 188V189H140ZM11 189V188H10ZM96 189V188H95ZM138 189V190H139ZM188 189V190H187ZM189 189H190V192H191V190H192V192L190 193L189 192ZM238 189H240V190H238ZM12 191L14 190L13 188L11 189ZM10 190V191H11ZM27 190V189H26ZM29 190V189H28ZM33 190V189H32ZM31 190V192H33ZM35 190H38V188L37 189H35ZM40 190H41V188H40ZM52 190V189H51ZM112 190V189H111ZM118 190H119V188H118ZM130 190H133V189H130ZM137 190V191H138ZM235 190V191H234ZM238 190V191H237ZM259 190H260V192H261V190H262V192L260 193L259 192ZM7 192H9L8 190H6ZM46 190H44V192H45ZM114 191V190H113ZM140 191V190H139ZM245 191V190H244ZM250 191H252V192H250ZM16 192V191H15ZM30 192V191H29ZM110 192V191H109ZM130 192V191H129ZM136 192V191H135ZM145 192V194H146V196L148 197V195H147V193ZM197 193V195L195 194L194 195V193ZM17 193V192H16ZM50 193H53V195H54V192H50ZM73 193V192H72ZM101 193V192H100ZM130 193H132V192H130ZM138 193V192H137ZM142 193V192H141ZM193 193V194H192ZM243 193H244V195L247 197V196H249V197H252L250 200L252 201V204H249V197L248 198H246V199H248V201H246V200H244V202L241 200V196L244 198L245 196L243 195ZM12 194V193H11ZM13 194H14V192H13ZM19 194V193H18ZM24 194H26L27 195V193H24ZM42 194H43V192H42ZM47 194V193H46ZM60 195L62 194V196L63 197H65V198H67L65 195L66 194H63V192L62 193H59ZM84 194V193H83ZM99 194V193H98ZM108 194L109 193H107V196H108ZM111 194V193H110ZM22 195V194H21ZM28 195H29V193H28ZM48 195H49V197H50V194H49V191H48ZM47 195V196H48ZM59 195V196H60ZM111 195H113V193L111 194ZM117 195V194H116ZM129 195V194H128ZM133 195H135V194H133ZM132 195V196H133ZM140 195V193L138 194V196ZM142 195V194H141ZM194 195V196H193ZM24 196V195H23ZM31 196H33V195H31ZM30 196V197H31ZM41 196V195H40ZM39 196V198H42V197H40ZM44 196H45V194H44ZM61 196V197H62ZM69 196V195H68ZM102 196H103V194H102ZM106 196V197H107ZM113 196H115V195H113ZM112 196V197H113ZM120 196V195H119ZM143 196H145V195H143ZM142 196V197H143ZM20 197H22V196H20ZM25 197V196H24ZM35 197V196H34ZM33 197V198H34ZM46 197V196H45ZM53 197V196H52ZM57 197V196H56ZM60 197V198H61ZM111 197V198H112ZM129 197V196H128ZM136 197H137V195H136ZM141 196H139V200H141V198H142ZM14 198V197H13ZM18 198L19 197H17V201H18ZM23 198V197H22ZM26 198V197H25ZM29 198V197H28ZM38 198V197H37ZM44 198V197H43ZM70 198V197H69ZM113 198H115V197H113ZM119 198V197H118ZM127 198V197H126ZM129 198H132L131 196L129 197ZM237 198H239L240 199V202L242 201V203L240 204V202L239 201H237L238 199ZM242 198V199H243ZM256 198V199H255ZM24 199V198H23ZM23 199H21L20 201L22 202V200ZM31 199V198H30ZM51 199V198H50ZM53 199V198H52ZM57 199V198H56ZM59 199V198H58ZM57 199V200H58ZM108 199H109V197H108ZM136 199V198H135ZM138 199V198H137ZM235 199H236V201H235ZM245 199V198H244ZM262 199L263 198H261V199H259V200H261L262 201ZM48 199H46V201H47ZM62 200H63V198H62ZM69 201H70V199H68ZM68 200L66 199V204H68ZM72 200V199H71ZM99 200H100V198H99ZM104 200L106 201V199L104 198ZM113 200V199H112ZM119 200H121V199H119ZM139 200H137V201H139ZM144 199L142 198V202H144L143 201ZM256 200V201H255ZM25 201V200H24ZM24 201H23V205H24ZM38 201V200H37ZM42 201V200H41ZM44 201V200H43ZM50 201V200H49ZM53 201V200H52ZM64 201V200H63ZM84 201H85V199H84ZM98 201V200H97ZM102 201V200H101ZM115 201V200H114ZM113 201V202H114ZM124 200H122L121 201V203L123 202ZM127 201H131V199L129 200H127ZM146 201V200H145ZM235 201V204L236 205H233V202ZM245 201L248 203V205H247V203H245ZM8 202H9V200H8ZM20 202V203H21ZM35 202L36 201H34V204H35ZM71 202V201H70ZM104 202V201H103ZM110 202H111V200H110ZM112 202V203H113ZM146 202H148V199H147V201ZM148 202V203H149ZM238 202H239V204L240 205H238ZM260 202V201H259ZM263 202H264V199H263ZM262 202V204H264ZM10 203V205H11V202H9ZM26 203V202H25ZM62 203V202H61ZM71 203H73V202H71ZM75 203H77L76 201L74 202V204ZM84 203V202H83ZM92 203H93V200H92ZM100 203H102V202H100ZM116 203V202H115ZM119 203V202H118ZM123 203H125V202H123ZM131 203V202H130ZM135 203V202H134ZM148 203H146V205L148 204ZM149 203V204H150ZM229 203H231L232 204V206H231V204H229ZM247 205V206H245V204ZM16 204H17V202H16ZM41 204H43V203H41ZM46 204H47V202H46ZM45 204V205H46ZM55 204V203H54ZM65 204V205H66ZM79 204H81L80 202H79ZM78 204V205H79ZM90 204H91V202H90ZM106 204H110V203H108L107 201H106ZM143 204H145V202L143 203ZM244 204V205H243ZM259 204V203H258ZM9 205V206H10ZM40 205V204H39ZM45 205H43L44 207H46ZM48 205H50V204H48ZM64 205V206H65ZM89 205V204H88ZM114 205V204H113ZM117 205H119L120 206V204H117ZM124 205V204H123ZM123 205H121V206H123ZM127 205V204H126ZM257 205V204H256ZM13 206V205H12ZM19 206V205H18ZM17 206V207H18ZM26 206H28V204L26 203V205H25V207ZM36 206V205H35ZM34 206V207H35ZM57 206V205H56ZM68 206H70V203L68 204ZM68 206H66V208H69ZM92 206V205H91ZM101 206V205H100ZM102 206H104V205H102ZM101 206V207H102ZM107 206V205H106ZM105 206V207H106ZM125 206V205H124ZM144 205H142V207H143ZM236 206V207H235ZM241 206V207H240ZM242 206L244 207V208H242ZM264 206V205H263ZM3 207V206H2ZM16 207V208H17ZM25 207H23V208H25ZM30 207V206H29ZM29 207H27V208H29ZM40 207H42V205H40ZM40 207H39V209H40ZM74 207V206H73ZM77 207V206H76ZM79 207H81L80 205H79ZM89 207V206H88ZM93 207V206H92ZM126 207V206H125ZM125 207H124V209H125ZM146 207V206H145ZM241 210V209H243V212H244V209H245V213H243V214H241V215H243V216H247V217H245V218H248L246 221H248V222H246L245 221V223H243L242 221V223H240V220L239 219H242L243 217L241 216H239L237 213L238 212H240V210L238 209V208ZM247 207L249 208L248 210H247ZM9 208H11V206L9 207ZM21 208V207H20ZM66 208H64V209H66ZM99 208V207H98ZM117 208H119V207H117ZM127 208H129V207H127ZM131 208V207H130ZM255 208V207H254ZM26 209V208H25ZM25 209H23V211L25 210ZM30 209V208H29ZM28 209V211H26V212H29V214H31V213H33L32 214V217L34 216V212H36V211H34V212H32L34 209H38V208H31V209H33V210H29ZM77 209H79V208H77ZM120 209H121V207H120ZM142 209V208H141ZM144 209V208H143ZM11 210V209H10ZM14 210V209H13ZM13 210H11V211H13ZM21 210H22V208H21ZM70 210V209H69ZM81 210V209H80ZM115 211H116V208L114 209ZM114 210H113V213H114ZM135 210V209H134ZM133 209H132V211H134ZM229 210H231V212L229 211ZM233 210V211H232ZM250 210H252L251 212H250ZM16 211H17V209H16ZM15 210L13 211L14 213H12L13 215V218H16V219H19V220H21L20 218H23V219H25L26 218V216L24 217V216H22V217H20V218H18L17 217V215H16V217H14V214L15 213H17V212H19V211H17L16 212ZM66 211V210H65ZM79 211V210H78ZM87 211V210H86ZM97 211V210H96ZM98 211H100V210H98ZM105 211V210H104ZM103 211V212H104ZM108 212L110 211L111 212V209L110 210H107ZM119 211V210H118ZM126 211V210H125ZM125 211H123L124 212V214H122L123 215V218H124V216H125ZM249 211V212H248ZM253 211H255V213H252ZM74 212H77L74 208H71V210H70V213L69 214H73L72 216H75L74 215ZM89 212H92V211H89ZM88 212V214L90 215V218L91 219H93V214L92 213H89ZM102 212V211H101ZM120 212V211H119ZM135 212V211H134ZM8 213V212H7ZM80 213V212H79ZM87 213V212H86ZM100 213V212H99ZM99 213H96L97 215L99 214ZM105 213V212H104ZM103 213V214H104ZM229 213V214H228ZM232 213V214H231ZM247 213H248V215H247ZM250 213V214H249ZM258 213H259V211H258ZM260 213L262 214V216L264 215V213L263 212H261L260 211ZM4 214V213H3ZM6 214V213H5ZM9 214H11L10 212H9ZM9 214H7L8 215V218L10 217V220L12 221V217H11V215H9ZM21 214V213H20ZM26 215H27V213H25ZM78 214V213H77ZM92 214V215H91ZM95 214V215H96ZM108 214V213H107ZM110 214V213H109ZM109 214H108V216H109ZM117 214V213H116ZM127 214V213H126ZM134 213L132 212V215H133ZM228 214V215H227ZM245 214V215H244ZM255 214L257 215L256 216V220L255 219H253V218H251V217H254L255 216ZM19 215V214H18ZM64 215V214H63ZM80 215H82V212H81V214ZM88 215V216H89ZM100 215H102V214H100ZM115 215V214H114ZM128 215H130L129 214V211H128ZM136 215H138V214H136ZM6 216V215H5ZM5 216H4V218H5ZM20 216V215H19ZM38 217L39 218V216L38 215H36L35 214V217ZM42 216V215H41ZM54 216V215H53ZM85 216V215H84ZM86 216H87V214H86ZM88 216H87V218H88ZM231 216H232V218H238V220H239V223H234V222H232V219H231ZM248 216H251V217H248ZM260 216V215H259ZM7 217V216H6ZM30 217H31V215H30ZM31 217V218H32ZM34 217V218H35ZM44 217V216H43ZM60 217V216H59ZM67 217V216H66ZM75 217H77V216H75ZM80 217V216H79ZM98 217V216H97ZM101 217H103L104 218V216L102 215ZM130 217V216H129ZM132 217V216H131ZM28 218H29V216H28ZM28 218H26L27 220H28ZM31 218H29V219H31ZM70 218V217H69ZM73 217H71V219H72ZM81 218V217H80ZM79 218V219H80ZM87 218L85 219V220H87ZM103 218H100V221H98L99 219L97 218V222L96 221H94L95 222V224H97L98 225V223L100 222L101 223V221L103 220ZM110 218V217H109ZM116 218V217H115ZM122 217H121V221H123L124 219H123ZM127 217L125 216V219H126ZM234 218V219H235ZM263 219H264V217H262ZM261 218V216L259 217V219L261 220L262 219ZM25 219V220H26ZM33 219V218H32ZM36 219V218H35ZM58 219V218H57ZM59 219H61V218H59ZM73 219H77V218H73ZM108 218L106 217V219L105 220H107ZM118 219H119V215H118ZM118 219H116V220H118ZM133 220L135 219V218H132ZM244 219V218H243ZM242 219V220H243ZM262 219V220H263ZM1 220V219H0ZM7 220V219H6ZM5 220V221H6ZM9 220V221H10ZM15 220V219H14ZM27 220H26V222H27ZM38 220V219H37ZM40 220V219H39ZM83 220H84V217H83ZM90 220V219H89ZM89 220H87V221H89ZM114 220V219H113ZM245 220V219H244ZM243 220V221H244ZM22 221V220H21ZM29 221V220H28ZM62 221V222H61ZM60 222H56L55 224H52V225H50V229L51 228H53L54 230H64L65 232L68 230V232L71 234V233H73V232H75L76 230H75V228H77V231H79L81 228V224L79 223V220H78V223L77 224H75L74 222L75 221H77V220H74V221H70V222H66V221H64V220H61ZM68 221V220H67ZM80 221H82V219H80ZM104 221V220H103ZM102 221V222H103ZM234 221H236V220H234ZM252 221V222H251ZM14 222H16V221H14ZM14 222H12L13 224L11 225V226H13L14 225ZM23 222V221H22ZM90 222V221H89ZM107 222H110V220H108ZM106 222V223H107ZM117 222H119L120 223V219H119V221H117ZM116 221H115V223H117ZM124 222V221H123ZM127 222V221H126ZM125 222V223H126ZM132 222V223H131ZM258 222L260 223V224H258ZM6 223H7V221H6ZM6 223H2L1 222V224H2V226H3V224H6ZM11 223V222H10ZM17 223V222H16ZM25 223V222H24ZM30 223V222H29ZM33 223V222H32ZM74 223V224H73ZM84 223H85V221H84ZM91 223H92V221H91ZM111 223V222H110ZM124 223V224H125ZM130 223H131V226H133V227H135L136 225L134 224V221H130ZM8 224V226H7V228L9 227V222L7 223ZM6 224V225H7ZM37 224V223H36ZM35 224V225H36ZM79 224H80V226H79ZM83 224V223H82ZM88 225H89V223H87ZM87 224H85V225H87ZM16 225V224H15ZM14 225V226H15ZM87 225V226H88ZM97 225L95 226V229H93V230H95L94 231V234L96 235V228H97ZM100 225V224H99ZM98 225V226H99ZM102 225V224H101ZM100 225V226H101ZM107 225H109V224H107ZM116 225H118V224H116ZM116 225H113V226H116ZM121 225V224H120ZM119 225V228H121L122 226H120ZM27 226H28V224H27ZM32 227L33 225L32 224H29V226H28V229H29V227ZM39 226H40V223H39ZM43 226V225H42ZM84 226V225H83ZM82 226V228H84ZM91 226H93V224H91ZM99 226V227H100ZM105 225H103V227H104ZM16 227V226H15ZM78 227L80 228L79 230H78ZM89 227V226H88ZM87 227V228H88ZM103 227H101V229L103 230V232H105L104 230L106 229V227L105 228H103ZM4 228V227H3ZM5 228H6V226H5ZM6 228V229H7ZM14 228V227H13ZM12 227L10 228V229H12V231L14 230V232H16V235L18 234V232L17 231H15V228L13 229ZM38 228V227H37ZM40 228H41V226H40ZM44 228H45V225H44ZM90 228H92V227H90ZM109 228H111V225L110 226H108V229ZM115 228H117V226L115 227ZM1 230H2V227L0 228ZM9 229V230H10ZM98 230L100 229V228H97ZM118 229V228H117ZM117 229H116V231L114 232V230H113V228L110 230L111 232H110V234L111 233H113L114 232V234L116 233V232H118L117 231ZM5 230V229H4ZM17 230V229H16ZM34 229L32 228V231H33ZM75 230V231H74ZM91 230V229H90ZM93 230H91V232H88V233H90V234H92L93 233ZM102 230L100 231L99 230V233H101L102 232ZM107 230V229H106ZM109 230H107L106 232H108ZM112 230H113V232H112ZM119 230V229H118ZM63 231V232H64ZM73 231V232H72ZM89 231V230H88ZM121 231L123 232V229H121ZM13 232V233H14ZM34 232L35 231H33L32 233L34 234ZM45 232V231H44ZM67 232V233H68ZM86 233V237L89 235H87V229H86V231H85ZM102 232V234L104 235V233ZM144 232H148V234H149V239L151 238V235H152V237L155 235V234H157V235H155L154 237H153V240L151 239L150 241L152 242L151 244H149L150 243V241H147L146 239H145V241H146V243L144 242V238L143 237H146V236H144L145 234H144ZM36 233V232H35ZM39 233V232H38ZM75 233H78V232H75ZM81 234L80 235H82V233H84V231L82 230V232H80ZM97 233H98V231H97ZM151 233H154V235L153 234H151ZM43 234V233H42ZM60 234H62V233H60ZM93 234V235H94ZM108 234V233H107ZM110 234H108V235H110ZM113 234V235H114ZM118 234V233H117ZM119 234L121 235V233L119 232ZM124 234H125V232H124ZM124 234H123V236H124ZM11 235H14V234H11ZM19 235V237H20V234H18ZM74 235H76V234H74ZM106 235V234H105ZM105 235H104V237H102L103 239H104V241L102 240V242H104V244H105V238L107 237H105ZM112 234H111V238L109 239H107L108 241L110 240H112V236H113ZM127 235V234H126ZM126 235H125V237H126ZM143 235V237L142 238H140L141 236ZM40 236V235H39ZM83 236V235H82ZM92 235H90V237H91ZM102 236V235H101ZM117 236L118 235H114V237H116L117 238ZM10 237V236H9ZM13 237H15V235L13 236ZM17 237V236H16ZM18 237V238H19ZM41 237V236H40ZM81 237V236H80ZM108 237H110V236H108ZM121 237V236H120ZM120 237H118L117 239L118 240H120L121 238ZM125 237H123V238H125ZM93 238V237H92ZM122 238V240H123V242L122 243H124V241H125V243L123 244V245H126V238L125 239H123ZM132 238V239H133ZM37 239V238H36ZM81 239V238H80ZM84 239H86V238H84ZM87 239H88V237H87ZM114 239V238H113ZM140 239H142L143 240V242H142V240H141V242H140ZM159 239H161V237L159 238ZM6 240V239H5ZM13 240H14V238H13ZM91 240H93V239H91ZM106 240V241H107ZM121 240V241H122ZM157 240V241H156ZM8 241V240H7ZM6 241V242H7ZM11 241V240H10ZM16 241V240H15ZM15 241H13V243L15 242ZM107 241V243H106V245H108V243H110V242H108ZM114 241H116L115 239L113 240V242ZM3 242V241H2ZM5 242V241H4ZM12 242V241H11ZM112 242V241H111ZM139 242H140V245H139ZM149 242V243H148ZM8 243H10L9 241H8ZM16 243H17V241H16ZM19 243V242H18ZM33 243V242H32ZM41 243V242H40ZM164 243V242H163ZM112 244V243H111ZM142 244H144L143 246H142ZM145 244H147V245H145ZM26 245V244H25ZM40 245V244H39ZM43 244H41V246H42ZM105 245V246H106ZM15 246V245H14ZM22 246H24V244L22 245ZM110 246V245H109ZM136 248L135 246H137V249H136V251H133V250H135L134 248ZM145 246H147L146 248H145ZM171 246H173V245H171ZM176 246V245H175ZM5 247H6V249L8 248V247H10L9 245L7 246V245H5ZM31 247V246H30ZM43 247V246H42ZM132 247V248H131ZM139 247H141V248H139ZM11 248H12V246H11ZM22 248V247H21ZM41 248V247H40ZM48 248V247H47ZM142 248H144V252H145V254L143 253V255L141 254V252H143L142 251ZM170 248H172V247H170ZM14 249V248H13ZM19 249V248H18ZM24 248H22V250H23ZM138 249H140V252H139V250ZM163 249V250H164ZM25 250L26 249H24V252H25ZM161 251V252H165V251ZM166 250V249H165ZM167 250H170L169 248L167 249ZM46 251V250H45ZM138 251V252H137ZM11 252V251H10ZM20 252V251H19ZM136 254V255H140L139 256V258H138V256H137V259L136 258H132L133 256H134V253ZM153 252H156L155 250H153ZM4 253H6L5 252V250H4ZM3 253V254H4ZM9 253V252H8ZM26 253V252H25ZM137 253H139V254H137ZM10 254V253H9ZM149 254L151 255V254H155V253H148V256H149ZM5 255V254H4ZM163 255H165V254H163ZM154 255H152V256H150V257H153ZM219 256V257H218ZM134 257H136V256H134ZM140 257H141V259H140ZM44 259V258H43ZM49 259H52V258H49ZM136 261H137V263H136ZM146 261V260H145ZM149 261V260H148ZM53 262V261H52ZM122 262V261H121ZM142 262H144V261H142ZM140 263V264H143V263ZM147 262V261H146ZM23 263V262H22ZM126 263V262H125ZM145 264V263H144Z\"/></svg>",
  "mask_w": 264,
  "mask_h": 264
},
{
  "label": "crops",
  "instance_id": "0c3cea01",
  "mask_svg": "<svg viewBox=\"0 0 264 264\" xmlns=\"http://www.w3.org/2000/svg\"><path fill=\"white\" fill-rule=\"evenodd\" d=\"M235 131H236V133H244V132H248V133H250L252 130H241V129H235ZM263 139H264V137H263Z\"/></svg>",
  "mask_w": 264,
  "mask_h": 264
}]
</instances>
